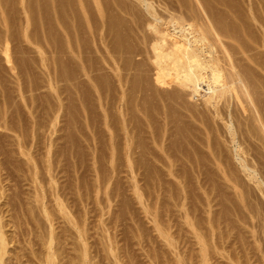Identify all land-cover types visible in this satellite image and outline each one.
<instances>
[{
  "label": "rangeland",
  "instance_id": "rangeland-1",
  "mask_svg": "<svg viewBox=\"0 0 264 264\" xmlns=\"http://www.w3.org/2000/svg\"><path fill=\"white\" fill-rule=\"evenodd\" d=\"M8 1V2H7ZM11 1V2H10ZM18 1V0H17ZM28 1V0H27ZM34 1V5L32 4V2ZM46 3H45V2ZM50 1V2H49ZM66 1V3H65ZM74 0H29L28 3H30L31 7H33V11L29 12V16H31L29 18V22L26 21V16L25 13H23L22 11V0L16 2L12 1V0H1L0 2V39L3 37V34L5 36L4 31H6V35L8 34L9 36L11 35L12 37L15 35L14 39L10 36V39H13V43L11 42L12 46H14L12 48L13 50V56L15 59V62L18 63V66L20 67L19 69V73H17L16 71H13L10 69V65H7L8 63L5 62L3 55L1 56L0 53V81H4L6 82V86L5 83L3 82V87L2 90L0 88V115L4 116L5 120H6V125L8 126V128H2L0 129V209H2V214L4 216V221L7 224L5 227L6 230V234L9 238V241L13 238L12 241L10 242V246L9 248L11 250H13L12 253L11 250L9 249V253L7 254L8 256L5 257L6 260H9V263L6 264H18L20 262V264H45L42 263L45 260V254H44V249L45 246V241H47V239H45V235L48 234L49 229L51 227H49V222L47 218V215L43 212L42 210V205L45 204L47 209H49V213L52 212L51 215V219L53 221V229L54 231L57 233H55V242H54V250L57 251V256H56V262L55 264H84L83 261V256H82V247L84 246V242L82 240V238L80 237L82 234V231L85 238V243L87 242V262L85 264H264V236L262 234H264V209H261L262 207H264V198L263 200L260 199L259 197V190H257V187L254 188V184L253 181H249L247 177L244 178V175L242 176L245 181L248 182L250 184V186L254 185L252 187V190L250 188V186L247 184L246 186L249 188L247 189L245 184H244V189L246 193L245 195V203H247V206L250 207V209L246 208L245 210H242L243 212L239 211L241 216H239V212L236 206V208H233L234 205L230 202H227L226 196H231L232 194H230L229 192L232 193V191H230L227 184L222 183L218 180L221 179L220 177L210 173L211 175H213L214 177H212L211 175L208 176V173H204L206 176V178L208 179L207 181L209 182L208 184L205 183V185H211V193L215 194V191L217 190L220 193V196L217 194H211V199H214L215 196L217 197V199L215 198L214 200H216V207L214 205V207L211 205V208L209 206V203H205L208 202L207 200V196L205 191H210L209 187L207 188L205 185L201 186V187H206L205 191L203 192L204 188L199 187L198 183L196 186H194L196 184H194V179H192L191 174L193 175V173L189 171V174H186L188 172L184 171L183 173H181V177H183L184 179H188L189 182L187 183L188 189L187 190V195L188 198L185 200L183 194H185V192L183 191V184H180L179 181L183 178L180 179L179 177L176 176H172V175H168L165 174L164 172L161 173L160 170H154V169H150L149 171L148 169L145 171H142V173H137V174H133L131 173V171H128L127 169H125L123 172L122 171H112V169L110 168V163H109V159L107 157L104 158L105 154V148H106V144L104 140H107L108 138H104L106 137V134L104 135V122H103V117H102V122H101V115L103 116V112L100 106H102L103 104V97L98 98L99 96H103L104 93L109 91V100H110V113H112L110 115V117L113 115V119L111 118V120L113 121L112 123H118V118L117 117V113L119 116V113H121V111H119V97L122 94L120 92L117 93V90L120 91L122 90L121 87H119V82L117 81V79H114L113 76H115L114 72H111L110 74H112V76H110L111 80H109V83L111 82V84L107 85V81L105 80L106 77L103 75L104 74V59L102 54L100 53L101 50L100 47L101 42H100V33L101 32V28L96 26L91 28H84V26L81 25V29L79 28V26H71L68 25H64L60 26L61 24L56 22L54 18L58 19V16H61L62 18L65 15V19L67 18L68 13H72L71 9H74V7H76V3L74 4L73 2ZM207 0H203V2L206 4ZM213 1V0H208L207 4H210L209 2ZM220 2V4L218 2ZM215 1L218 5H216V3H214V7H212V5H207V7L209 8H214L215 10H220V9H224L226 6L224 7H220L219 5H221V1L217 0ZM227 3H230L229 5H231L232 2H230L229 0H225ZM229 1V2H228ZM43 2V3H42ZM52 2L54 3H58L59 5H66L64 8L67 9V12H65V14L63 15L64 12H62L63 10V6L61 8H57L58 10L60 9L61 12L60 14L58 12H56L54 10L53 7H57L58 4H54L52 5ZM60 2V3H59ZM72 2V4H71ZM214 2V1H213ZM224 2V1H222ZM15 3V4H14ZM18 3V5H17ZM27 3V4H28ZM51 3V4H50ZM64 3V4H63ZM69 3V4H68ZM11 4V5H10ZM21 4V6H19ZM43 4V5H42ZM74 4V7L72 8ZM233 4V3H232ZM264 2L261 4L263 5ZM14 5V6H13ZM29 5V4H28ZM39 5V7L37 6ZM42 5V6H41ZM53 7H52V6ZM71 5V6H70ZM223 5V4H222ZM225 5V4H224ZM228 5V9L231 8ZM236 5V4H235ZM10 6V7H9ZM17 7L16 10H14V7ZM51 6V7H50ZM220 8H219V7ZM35 7H37L35 9ZM216 7V8H215ZM263 7V6H262ZM44 8V9H42ZM48 8V9H47ZM52 8V9H50ZM4 11L2 12L1 11ZM19 9V10H18ZM31 8H29L30 10ZM40 9V10H39ZM56 9V10H57ZM264 9V7L262 8ZM39 10V11H38ZM47 10V11H46ZM52 10V11H51ZM62 10V11H61ZM16 13H15V12ZM20 11V13H19ZM42 11V12H41ZM46 11V12H45ZM51 13H50V12ZM223 11V10H221ZM8 12V13H6ZM11 12V13H10ZM14 12V13H13ZM34 12V13H33ZM44 12V14H42ZM49 12V13H48ZM5 13V14H4ZM31 13V14H30ZM45 13H47V15H45ZM59 15H58V14ZM67 13V15H66ZM21 17H20V15ZM42 14V15H41ZM54 14H57L58 16H54ZM73 14V13H72ZM72 14L68 15V16H72ZM2 15V16H1ZM10 15L12 16V18L10 17ZM14 15V16H13ZM17 15V16H16ZM36 17H35V16ZM44 15V16H43ZM51 15V17H50ZM242 15V14H241ZM240 15V16H241ZM9 16V17H8ZM16 16V17H15ZM49 16V17H48ZM244 16V15H242ZM24 17V18H23ZM45 17V18H43ZM245 17V16H244ZM242 17V19L244 18ZM10 18V19H9ZM21 18V19H20ZM47 18L49 20H47ZM51 18V19H50ZM69 18V17H68ZM32 19V20H31ZM37 21H36V20ZM44 19V20H43ZM242 19H239V23L244 24L246 21V25L244 24L243 27H245L244 29L247 31H244V29H242L243 27L240 26V24L238 23V26H235V23H230L231 25L229 26L230 29H232L233 27H235L236 31H239V26L242 27L241 31L242 34L244 33V36H249L250 38L253 36V39L255 38L256 42H252L250 40L253 39H249V37L247 40L249 41H244L242 38V34H238L236 36H240L239 39L242 40L239 42V44L237 45H242L241 50L243 49V45H244V49L249 48V46H247L246 44L250 43L251 45H253L252 49L248 52L249 54H258L257 52H260V56L259 57V62L261 60V64H263L262 62H264V52L262 50H264V42H257V38H259L261 35L258 33L257 30H261V28L263 27H252L254 25L250 24V22H248V19L244 18L243 21H241ZM2 20V21H1ZM19 20V21H17ZM23 22H22V21ZM52 20V21H51ZM54 20V21H53ZM4 21V22H3ZM10 21V22H9ZM15 21V22H14ZM21 21V22H20ZM47 21V22H46ZM49 21V22H48ZM58 21V20H57ZM3 22V23H2ZM33 22V23H31ZM44 22V23H43ZM52 22V23H51ZM22 23V24H21ZM29 23V24H27ZM43 23V24H42ZM47 26H46V24ZM4 24V25H3ZM12 26H11V25ZM18 24V25H17ZM31 24V25H30ZM37 26V28H35V26ZM49 24V25H48ZM57 24V25H56ZM254 29L253 34L250 33V31L252 30L251 28L247 27L248 29H251L248 31V29L246 28V26H249ZM9 25V28L7 27ZM26 25H28V34L30 39H36L39 42L37 43L38 46L43 49L44 54L40 55L38 53V49H37V45L35 44H30V42L27 41V39L25 38V28ZM33 25V26H32ZM234 25V26H233ZM5 26V28H4ZM19 26V27H18ZM23 26V27H22ZM32 27V28H29ZM57 26V27H56ZM70 27L67 28V31H71L72 33L75 32V37L78 39V41H75L80 43L81 45V50H82V56L81 59L80 58H68L62 55L63 51L65 50V48H67L64 43L65 41H62L63 37V31L66 29L65 27ZM7 27V28H6ZM12 27V28H11ZM14 27V28H13ZM16 27V28H15ZM18 27V28H17ZM22 27V28H21ZM25 27V28H24ZM45 27V28H44ZM51 27V28H50ZM63 29H62V28ZM83 27V28H82ZM238 27V28H236ZM21 28V29H20ZM6 29V30H5ZM13 29V30H12ZM33 32H32V30ZM42 29V30H41ZM47 29V30H46ZM49 29V30H48ZM53 29V30H52ZM61 29V30H60ZM77 29V32H76ZM81 31H79V30ZM85 31H84V30ZM89 29V30H88ZM91 29V30H90ZM93 29H96L95 31ZM238 29V30H237ZM46 30V31H45ZM56 30V31H55ZM59 30V31H58ZM88 32H87V31ZM256 30V32H255ZM8 31V33H7ZM16 31V32H15ZM24 31V32H23ZM43 31V32H42ZM94 31V33H93ZM262 31V30H261ZM40 32V33H39ZM50 32V33H48ZM61 32V33H60ZM87 32V33H85ZM248 32L250 33L248 35ZM252 32V31H251ZM39 33V34H38ZM45 35H43V34ZM57 33V34H55ZM60 33V34H58ZM78 33V34H76ZM93 33V34H92ZM18 34V35H17ZM34 34H35V38H34ZM50 34V35H49ZM96 34V35H94ZM252 34V36H250ZM258 34V37H257ZM262 34V32H261ZM78 35V36H77ZM87 35V36H86ZM90 35V36H89ZM263 35V34H262ZM19 36V37H18ZM44 36V38H43ZM86 36V37H85ZM243 36V37H244ZM23 37V38H22ZM32 37V38H31ZM49 39V41H51V44L53 43V45H50L49 42H47L46 40ZM38 38V39H37ZM41 38V39H40ZM46 38V39H45ZM89 40H88V39ZM92 38V39H91ZM96 38V39H95ZM12 39L10 41H12ZM40 39V40H39ZM59 39V41H58ZM260 39V38H259ZM17 40V42H19V44L17 42H15ZM43 40V41H42ZM93 40V41H92ZM230 43H233L232 41L236 42L235 40H229ZM246 40V39H245ZM254 40V41H255ZM41 41V42H40ZM46 41V42H45ZM77 47V43H75ZM84 41V42H82ZM90 41V42H89ZM94 41H96L94 43ZM259 41V40H258ZM260 41H262V38L260 39ZM21 42V43H20ZM64 42V43H63ZM243 42V43H242ZM247 42V43H246ZM43 43V45H41ZM46 43V44H45ZM86 43V44H85ZM100 45H99V44ZM246 43V44H245ZM261 44L262 49H261V45H257V44ZM15 44V45H14ZM55 44V45H54ZM59 44V45H58ZM85 44V45H84ZM88 44V45H87ZM235 44V43H233ZM249 44V45H250ZM26 45V48H25ZM45 45V46H44ZM51 48H50V46ZM58 45V47H57ZM61 45V46H60ZM64 45V46H63ZM84 45V47H83ZM96 45V46H95ZM247 47H246V46ZM257 48H255V46ZM22 48H21V47ZM48 46V47H47ZM100 46V47H99ZM260 46V47H258ZM28 47V48H27ZM32 47L34 48V50H32ZM52 47L54 49L55 47V54H53L51 52ZM86 47V48H85ZM88 47V48H87ZM251 47V46H250ZM19 52H18V49ZM31 48V49H29ZM46 48V49H45ZM63 48V50H62ZM94 48V49H93ZM260 48V50H259ZM16 49V50H15ZM89 49V50H88ZM237 49V48H236ZM234 49L233 51L235 53L241 51V50H236ZM254 49V50H253ZM259 51H258V50ZM58 50V51H57ZM62 50V51H61ZM88 50V51H87ZM236 50V51H235ZM17 51V52H16ZM29 51V52H28ZM90 51V52H89ZM255 51V52H254ZM257 51V52H256ZM25 52V53H24ZM35 52V53H34ZM89 52V53H88ZM96 52V53H94ZM97 52H99L101 55H99ZM233 52V53H234ZM16 53V54H15ZM30 53V54H29ZM34 53V54H33ZM37 53V54H36ZM52 53V54H51ZM87 53V54H85ZM235 57L238 59L239 53L235 54ZM242 51L240 52V56L241 58H243V61H237V63L239 62V64H241V68L245 70L246 67H242V65L244 66L245 63H247L248 61L247 58L245 60V53H242L245 57H243V55L241 54ZM19 54V55H18ZM57 54V55H56ZM60 54V55H59ZM128 54V53H127ZM263 54V57H262ZM31 55V56H30ZM36 55V56H35ZM59 55V56H58ZM49 56L51 58H49ZM54 56H55V60H54ZM58 56V57H57ZM126 56V54H125ZM21 57V58H20ZM37 57V58H36ZM41 57V58H40ZM63 57V58H62ZM85 57V58H84ZM130 54H128V56H126V58H129ZM29 61H28V59ZM31 58V59H30ZM47 58V59H46ZM57 58V59H56ZM100 58V59H99ZM124 58L123 55V60L125 61V63L127 64V62L129 63V59ZM23 59V60H22ZM71 59V61H70ZM79 59V60H78ZM84 59V60H83ZM88 61H87V60ZM103 59V61H102ZM257 59V58H256ZM4 60V61H3ZM40 60V61H39ZM48 60V61H47ZM73 60V62H72ZM78 60V61H76ZM81 60V61H80ZM241 60V59H240ZM245 60V63H243ZM2 61V62H1ZM25 61V63H24ZM47 61V62H46ZM86 61V62H85ZM78 62V65H77ZM82 62V64H81ZM85 62V63H84ZM103 62V63H102ZM241 62V63H240ZM252 61H249V63H251ZM16 63V64H17ZM45 63V64H44ZM52 63V64H51ZM254 64V62H252ZM251 63V64H252ZM50 64V66H49ZM72 64V65H71ZM86 64V65H85ZM101 64V65H100ZM104 64V65H103ZM252 64V65H253ZM23 67H22V66ZM27 65V66H26ZM33 67H32V66ZM59 65V66H58ZM84 65V66H83ZM35 66V67H34ZM37 66V67H36ZM45 66V67H44ZM56 66V67H55ZM64 66V67H63ZM75 66V67H74ZM103 66V67H102ZM245 66H247L245 64ZM254 66V65H253ZM6 67V68H5ZM9 67V68H8ZM22 67V68H21ZM63 67V68H62ZM72 67V68H71ZM85 67V68H84ZM87 67V70H86ZM248 67V66H247ZM254 67H258L257 69H255V72H258V74H254L253 75L256 77L257 81H253L254 83L253 85V93H254V97L257 95L260 99H262L261 103L264 104V70L263 67L261 68V66L259 67L258 65L254 66ZM253 67V68H254ZM61 68V69H60ZM79 68V69H78ZM81 68V69H80ZM83 68L85 70H83ZM259 68H260V72H259ZM36 69V70H35ZM43 69V70H42ZM45 69V70H44ZM68 69L69 72H66ZM247 69V68H246ZM41 70V71H40ZM59 70V71H58ZM66 70V71H65ZM249 70V69H248ZM253 70V69H252ZM4 71V72H2ZM7 71V72H6ZM25 71V72H24ZM37 73H36V72ZM40 71V72H39ZM49 71V72H48ZM64 71V72H63ZM82 71V73H80ZM106 71V70H105ZM32 72V73H31ZM59 72V73H58ZM66 72V73H65ZM3 73V74H2ZM13 73V74H11ZM23 73V74H22ZM28 73V74H27ZM69 75H68V74ZM76 73V74H75ZM80 73V74H79ZM87 74L86 75H84ZM124 73V72H123ZM262 73V74H259ZM19 74V75H18ZM46 74V75H43ZM49 74V75H48ZM53 74V75H52ZM12 75V76H11ZM41 75V76H40ZM52 75V76H50ZM77 78H76V76ZM106 75V74H105ZM261 75V77H260ZM4 76V77H3ZM15 76V77H14ZM19 76V77H18ZM43 76V77H42ZM61 80H60V77ZM79 76V77H78ZM97 76V77H96ZM99 76V77H98ZM103 76V78H102ZM254 76L251 77L252 80L254 79ZM14 77V78H13ZM47 77V78H46ZM52 77V78H51ZM58 77V78H57ZM69 77H71L70 79H68ZM92 77V78H91ZM51 78V80H50ZM88 78V79H87ZM116 78V77H115ZM261 78V79H259ZM22 79V80H21ZM36 79V80H35ZM41 79V80H40ZM43 79V80H42ZM54 79V80H53ZM63 79V80H62ZM84 79V80H83ZM260 82H259V80ZM12 80V81H11ZM13 80H18L17 82H15ZM35 80V82H34ZM38 80V81H37ZM48 80V81H47ZM92 82H90V81ZM103 80V81H102ZM114 80V81H113ZM9 81V82H8ZM53 81V82H52ZM95 81V82H94ZM98 81V82H97ZM105 81V82H104ZM102 82V83H101ZM21 83V84H20ZM39 83V84H38ZM68 83V84H67ZM77 83V84H75ZM94 86H92L91 84ZM98 83V84H97ZM106 83V84H104ZM119 83V84H118ZM259 84V87L257 85L258 88H255L256 85ZM19 84V86H17ZM79 84V85H78ZM84 84V85H83ZM8 85V86H7ZM16 85V86H15ZM78 85V86H77ZM88 85V87L86 88V86ZM255 85V86H254ZM263 85V86H262ZM22 86V87H21ZM53 86V87H52ZM91 86V87H90ZM105 86V89H103ZM109 87V89H106ZM121 86V85H120ZM8 87V88H7ZM14 87V88H13ZM75 87V88H74ZM116 87L118 89H116ZM20 90H18V89ZM94 88V89H93ZM6 89V90H5ZM9 89V90H8ZM11 89V91H10ZM78 89V90H76ZM256 89V90H255ZM262 89V91H261ZM16 90V91H15ZM97 90V91H95ZM101 90H105L102 91ZM114 90V91H113ZM116 90V91H115ZM255 90V92H254ZM258 90V91H257ZM22 91V92H21ZM2 92V93H1ZM100 92V93H99ZM79 93V94H78ZM260 93V94H259ZM6 94V98L3 96ZM77 94V95H76ZM102 94V95H99ZM111 94V95H110ZM113 94V95H112ZM119 94V95H118ZM262 94V95H261ZM79 95V96H78ZM118 95V97H117ZM80 97V98H77ZM98 96V97H97ZM261 96V97H260ZM117 97L118 100L115 98ZM77 98V99H76ZM114 98V99H113ZM257 97H255L256 99ZM7 99V100H6ZM79 99V100H78ZM85 99V100H84ZM118 101H116V100ZM126 99V98H125ZM129 102L131 99V104L132 103V98L128 97ZM257 99V100H258ZM127 100V99H126ZM244 100V99H243ZM256 100V102H257ZM258 100V103L260 104V101ZM100 102V103H99ZM102 103V104H101ZM115 103H117V106L115 105ZM126 103L123 100V104ZM257 103V104H258ZM3 104V105H2ZM20 109L18 110V108H16V106ZM51 104V105H50ZM58 104V106L56 105ZM63 104V105H62ZM77 104V105H76ZM87 104V105H86ZM100 104V105H99ZM114 104V105H112ZM135 104V102H134ZM13 105V106H12ZM43 105V106H42ZM50 105V106H49ZM66 105V106H65ZM69 105H73L69 106ZM76 105V106H75ZM5 106V107H4ZM9 106H12L9 107ZM39 106V107H38ZM52 106V107H51ZM65 106V108H64ZM83 106V107H82ZM89 106V107H88ZM264 106V105H262ZM43 107V108H42ZM55 107V108H54ZM60 107V109H59ZM72 107V108H71ZM81 107V108H79ZM118 107V108H115ZM4 108V110H2ZM16 108V109H15ZM58 108V109H57ZM68 108V109H67ZM89 108V109H88ZM46 109V110H45ZM49 109V110H47ZM53 109L55 112L53 113ZM74 110V111H71ZM87 109V110H86ZM96 109V110H95ZM100 112H99V110ZM12 111L10 113V111ZM17 110V111H16ZM46 112H45V111ZM58 113H57V111ZM62 110H64L62 112ZM67 110V111H66ZM115 110L119 111L116 112ZM48 111H50L49 113H47ZM77 111V112H76ZM113 111V112H112ZM62 112V113H61ZM66 112V113H65ZM72 112V113H71ZM79 112V113H78ZM84 112V113H83ZM88 114H87V113ZM91 112V113H90ZM4 113V114H3ZM39 113V114H38ZM42 113V114H41ZM64 113V114H63ZM69 113V114H68ZM71 113V114H70ZM21 116H20V115ZM47 114V115H46ZM49 114V115H48ZM52 114V115H51ZM57 114V115H56ZM59 114V115H58ZM95 114V115H94ZM15 115V116H14ZM67 115V116H66ZM70 115V116H68ZM79 115V116H78ZM116 115V116H115ZM121 115V114H120ZM135 116V113L132 114L131 116ZM2 116H0V121H2L1 118H3ZM7 116V117H6ZM19 116V118H17ZM47 116V117H46ZM51 116V117H50ZM59 116V117H58ZM73 116V117H72ZM122 116V115H121ZM132 117L133 121L135 123L140 122V120H136L137 117ZM37 117V118H34ZM41 117V118H40ZM50 117V118H48ZM53 117V118H52ZM57 117V118H55ZM68 117V118H67ZM75 117V119H74ZM83 117V118H81ZM90 117V119H89ZM117 117V118H116ZM129 118L130 115L128 116ZM11 118V119H10ZM40 118V119H39ZM59 118V119H58ZM77 118V119H76ZM88 120H87V119ZM115 118V119H114ZM20 119V120H19ZM35 119V120H34ZM72 122H71V120ZM74 119V121H73ZM123 118L121 117V121L120 123L123 124ZM9 120V121H8ZM33 120V121H32ZM39 120V121H38ZM41 120V121H40ZM51 122H49V121ZM58 120V121H57ZM78 120V122L76 121ZM81 120V121H80ZM85 120V121H84ZM12 121V122H11ZM17 121V122H16ZM30 121V122H29ZM66 121V122H65ZM67 121H69L67 123ZM22 122V123H21ZM34 122V123H33ZM44 124H43V123ZM49 122V124H48ZM71 122V125L69 124ZM77 122V123H76ZM18 125H17V124ZM21 123V124H20ZM53 123V124H52ZM81 123V124H80ZM86 123V124H85ZM92 123V124H91ZM14 124V125H13ZM28 124V125H27ZM36 126H35V125ZM52 124V125H51ZM88 124V125H87ZM90 124V125H89ZM114 125L115 127V132H116V137L119 136V132H121L122 135H124V130H122V127L124 125ZM11 127H10V126ZM13 125V126H12ZM24 125V126H23ZM33 125V126H32ZM49 125V126H48ZM74 125V126H73ZM121 125V126H120ZM19 126V127H18ZM41 128H40V127ZM43 126V127H42ZM55 126V127H54ZM76 126V127H75ZM92 126V127H91ZM102 126L104 127V129H102ZM117 126H118V131H117ZM120 126V127H119ZM15 130H14V128ZM22 127V128H21ZM25 127V128H24ZM34 127V128H33ZM37 127V129H36ZM81 129H80V128ZM91 127V128H90ZM17 128V129H16ZM33 130H32V129ZM48 128V129H47ZM54 128V129H53ZM93 128V129H92ZM11 129V130H10ZM25 129V131H23ZM41 129V130H39ZM47 129V130H46ZM80 129V130H79ZM89 129V130H88ZM93 131H92V130ZM29 130V131H27ZM46 130V131H45ZM78 130V131H77ZM84 130V131H82ZM100 130V131H99ZM7 131V132H6ZM11 131V132H10ZM14 131V132H13ZM38 131V132H37ZM45 131V132H43ZM53 131V133H52ZM90 131V132H89ZM6 134H5V133ZM42 132V133H41ZM95 133L92 134V133ZM99 132V133H98ZM101 132V133H100ZM103 132V133H102ZM123 132V133H122ZM9 133V134H8ZM31 133V134H30ZM36 133V135H35ZM51 133V134H50ZM91 133V134H90ZM118 133V135H117ZM39 134V135H38ZM100 134V135H99ZM102 134V135H101ZM120 134V136H122ZM6 135V136H5ZM12 135V136H11ZM34 135V136H33ZM38 135V137H37ZM46 135V136H44ZM51 135V136H50ZM53 135V136H52ZM61 135V136H60ZM93 135V137H92ZM97 135V136H96ZM5 136V137H3ZM36 136V137H35ZM42 136V137H41ZM96 136V137H94ZM104 136V137H103ZM48 137V138H47ZM102 137V138H101ZM124 137V136H122ZM47 139V140H46ZM50 139V141H49ZM93 139V140H92ZM123 141L125 142V138H120L118 137L116 141ZM54 140V141H53ZM142 142H144V138L143 140L140 139ZM65 141V142H64ZM121 141L119 142L123 147L124 144L121 143ZM140 141V142H141ZM149 141V139H148ZM53 142V143H52ZM64 142V143H63ZM98 142V143H97ZM104 142V143H103ZM141 142V143H142ZM151 142V141H150ZM2 143V144H1ZM61 143V144H60ZM67 146H66V145ZM87 144V145H86ZM98 144V145H96ZM105 144V145H104ZM144 146L147 144L142 143V146ZM150 144V143H149ZM51 147H50V146ZM63 145V146H62ZM95 145V146H94ZM101 145V147H100ZM120 145V146H121ZM53 146V147H52ZM103 146H105L103 148ZM147 147L149 146L148 144L146 145ZM145 146V147H146ZM59 147V148H57ZM68 147V148H67ZM92 147V150H91ZM100 149V153L97 151ZM104 149V153H103V149ZM64 149V150H63ZM69 149V150H67ZM90 149V150H89ZM97 149V150H96ZM120 149L122 150V148L120 147ZM95 150V151H94ZM25 151V153H24ZM48 151V152H47ZM54 151V152H53ZM27 152V153H26ZM51 152V153H50ZM54 154H53V153ZM69 152V153H68ZM29 153V154H28ZM99 153V154H98ZM103 153V154H102ZM251 153L254 154L253 151H250L249 157L250 160L252 159L251 157ZM102 154V155H101ZM26 155V156H25ZM94 155V156H93ZM93 156V157H92ZM99 156V157H98ZM30 161H29V158ZM48 157V159H47ZM53 157V158H52ZM92 157V158H91ZM98 157V158H97ZM120 157V156H119ZM107 158V159H106ZM100 163H98V160ZM102 159V160H101ZM105 159V160H104ZM4 160V162H3ZM32 160V161H31ZM48 160V161H46ZM123 160V159H122ZM253 160V159H252ZM50 161V162H49ZM108 161V162H107ZM121 161V159L118 160V163ZM3 162V163H2ZM55 164H54V163ZM97 162V163H95ZM125 160L121 161L120 164L124 163ZM48 163V164H47ZM67 163V164H66ZM106 163V164H105ZM109 163V164H108ZM29 164V165H28ZM262 164V163H261ZM259 163V165H261ZM32 165V166H31ZM95 165V166H93ZM108 165V166H107ZM30 166V167H29ZM54 166V167H53ZM62 166V167H61ZM64 166V168H63ZM78 167L76 169V167ZM91 166V167H90ZM97 166V167H96ZM108 168H107V167ZM258 166V165H257ZM33 167V168H32ZM49 167V168H48ZM53 167V168H50ZM57 167H58V171H57ZM83 167V168H82ZM89 167V168H88ZM96 167V168H94ZM99 167V168H98ZM87 168V169H86ZM94 168V169H93ZM104 168V169H103ZM75 169V170H74ZM102 169V170H101ZM111 171H109V170ZM260 169V168H259ZM36 170V171H35ZM50 170V171H49ZM104 170V172H103ZM108 170V171H107ZM152 170V172H151ZM261 170V169H260ZM32 171V173H31ZM84 171V172H83ZM206 171V172H207ZM89 172V173H88ZM122 172V173H121ZM130 172V173H128ZM156 172V173H155ZM160 172V173H157ZM263 172V171H262ZM55 173V174H54ZM99 173V175H98ZM107 173V174H106ZM115 173V174H114ZM118 173V174H117ZM167 173V172H166ZM3 174V175H2ZM24 174V175H23ZM97 174V175H96ZM110 174V175H109ZM129 174V175H128ZM131 174V175H130ZM148 177H146L147 175ZM165 176H164V175ZM183 174V175H182ZM264 174L261 173L259 175V177H262V181H264ZM31 175V176H30ZM39 175V176H38ZM51 175V176H50ZM84 175V176H83ZM86 175V176H85ZM88 175V176H87ZM137 175V177H136ZM140 175H144V180L142 179V177H140ZM53 176V177H52ZM79 176V177H78ZM105 176V177H103ZM115 176V177H113ZM117 176V177H116ZM130 176V177H129ZM164 178H163V177ZM173 178H171V177ZM189 176V177H188ZM194 176V175H193ZM217 178H216V177ZM51 177V178H50ZM56 177V178H55ZM102 177V178H101ZM110 177V178H109ZM113 177V178H112ZM125 177V178H124ZM132 177V178H131ZM152 177V178H151ZM159 177V178H158ZM168 177V178H167ZM170 177V179H169ZM177 179H176V178ZM214 179H211V178ZM58 178V180H57ZM101 178V180H100ZM107 178V179H106ZM109 178V179H108ZM112 178V179H111ZM121 178V180H120ZM123 178V180H122ZM129 178V179H128ZM137 178V179H136ZM148 178V179H147ZM155 178V179H154ZM175 178V179H174ZM179 178V180H178ZM211 180H210V179ZM215 178L218 182L215 181ZM247 178V179H246ZM38 179V180H37ZM53 179L54 182L53 183ZM96 182H95V180ZM106 179V180H105ZM119 179V180H118ZM132 179V181H131ZM134 179H136L134 181ZM150 179V180H149ZM153 179V180H152ZM173 179V180H172ZM192 179V180H191ZM78 180V181H77ZM84 180V181H83ZM105 180V181H104ZM125 180V182H124ZM140 180V181H139ZM142 180V181H141ZM155 180V181H154ZM161 180V181H160ZM167 180V181H166ZM172 180V181H170ZM177 180V182L175 183V181ZM185 180V181H188ZM191 180V185L189 184ZM36 181V182H35ZM108 181V182H107ZM120 181V182H119ZM145 181V182H144ZM150 181V182H149ZM184 181V183H185ZM222 181V180H221ZM41 182V183H40ZM79 182V183H78ZM83 182V183H80ZM87 182V183H86ZM134 182V183H133ZM136 182H138V184H141L140 186H137L138 191L136 189ZM146 183V186L144 183ZM152 182V183H151ZM164 182V183H163ZM167 182V184H166ZM169 182V184H168ZM173 182V183H172ZM36 183V184H35ZM65 183V184H64ZM99 183V184H97ZM104 183V185L102 184ZM127 183L129 185H127ZM147 183L149 185V187L147 186ZM81 184V185H80ZM84 184V185H83ZM108 186H107V185ZM135 184V185H134ZM153 186H151V185ZM155 184V185H154ZM164 186H163V185ZM217 186H216V185ZM227 186H224V185ZM57 185V186H56ZM70 185V186H68ZM76 185V186H75ZM94 185V186H93ZM99 185V186H98ZM102 185V186H100ZM133 185V186H132ZM159 185V186H158ZM181 185V187H180ZM216 188H214L215 186ZM36 186H38L36 188ZM40 186V187H39ZM98 186V187H97ZM151 186V187H150ZM163 186V187H162ZM191 186V187H190ZM198 186V188H197ZM213 186V187H212ZM226 187V189L222 190V188L220 187ZM6 187V188H5ZM45 187V188H44ZM64 187V188H63ZM89 187V189H88ZM103 187V188H102ZM147 187V188H146ZM156 187V188H154ZM170 187V188H169ZM172 187V189H171ZM174 187V189H173ZM227 187L229 189H227ZM264 187V186H263ZM102 188V189H100ZM134 188V189H132ZM153 190H152V189ZM160 188V189H159ZM218 188V189H217ZM37 189V190H36ZM53 189V190H52ZM64 189V190H63ZM84 189V190H83ZM98 189V190H97ZM168 189V190H167ZM171 191H170V190ZM197 189V190H196ZM243 189V190H244ZM251 189V190H250ZM2 190V191H1ZM63 190V191H61ZM66 190V191H65ZM137 194H136V192ZM141 190V191H140ZM156 190V191H155ZM164 190V191H163ZM168 193H166V191ZM180 190V191H179ZM214 192H213V191ZM228 190V191H226ZM5 191V192H4ZM34 191V192H33ZM40 191V193L38 192ZM48 191V192H47ZM99 193L97 194L96 193ZM100 191V192H99ZM140 191V192H139ZM161 191V192H160ZM175 193H174V192ZM202 191V192H201ZM216 191V193H218ZM252 191V192H251ZM256 193H253L255 192ZM67 192V193H66ZM164 192V193H163ZM228 194H227V193ZM249 192V193H248ZM3 193V194H2ZM26 193V194H25ZM53 193V194H52ZM74 193V194H73ZM82 193V194H81ZM140 193V194H139ZM174 193V195L172 194ZM204 193V194H203ZM258 193V194H257ZM5 194V195H4ZM59 194L61 196H59ZM64 196H63V195ZM67 194V195H66ZM78 194V195H77ZM84 194V195H83ZM142 194V195H141ZM179 194V195H178ZM196 194V195H195ZM225 194V195H224ZM254 194H257V197H254ZM3 195V196H2ZM59 196V200L58 201H62L65 202V206L67 208V211H65V215L64 212L62 213V211L60 210V207L57 203L58 201L56 200L57 197L54 196ZM82 195V196H81ZM97 195H99L97 197ZM140 195V197H139ZM166 195V197L164 196ZM179 199H178V197ZM214 195V197L212 196ZM261 195V194H260ZM7 199H4L5 197ZM19 196V197H18ZM36 196V197H35ZM79 196V197H78ZM87 196V197H86ZM144 196V198H143ZM161 196V197H160ZM182 196V198L180 197ZM205 196V197H204ZM64 197V198H63ZM139 197V199H138ZM156 197V198H155ZM160 197V198H158ZM213 197V198H212ZM220 197H224L223 199ZM259 197V200L257 199ZM36 198V199H35ZM68 198V199H67ZM205 198V199H204ZM249 198V199H248ZM254 198V200H253ZM13 199V201H12ZM31 199V200H30ZM34 199V201H33ZM98 201H97V200ZM175 199V200H174ZM184 199V200H183ZM192 199V200H191ZM256 199V201H255ZM8 202L6 203L5 202ZM37 200V201H36ZM78 200V201H77ZM178 200V202H177ZM211 201V204L213 203V201ZM225 200V201H223ZM261 200V201H260ZM33 203H32V202ZM190 201V202H189ZM194 201V202H193ZM218 201V202H217ZM220 201V202H219ZM222 201L224 204H222ZM249 203H248V202ZM260 201V202H259ZM263 201V202H262ZM29 202V203H28ZM35 202H38L35 203ZM144 202V203H143ZM177 202V203H176ZM199 202V203H198ZM252 202V203H251ZM257 202V203H256ZM5 203V204H4ZM23 203V204H22ZM42 203V204H41ZM54 203V204H53ZM84 203V204H83ZM88 203V204H87ZM219 203V205H218ZM256 203V204H254ZM25 204V205H24ZM31 206H30V205ZM41 207H40V205ZM71 204V206H70ZM76 204V205H75ZM180 204V205H179ZM184 204V205H183ZM190 204V205H189ZM193 204V205H192ZM201 204V205H200ZM207 204V205H206ZM251 204V205H250ZM261 204V206H259ZM38 205V206H37ZM43 205V207L45 206ZM58 205V206H57ZM88 205V206H87ZM196 205V206H195ZM206 205V206H205ZM222 205V206H221ZM233 205V206H232ZM250 205V206H249ZM2 206V207H1ZM11 206V207H10ZM35 208H34V207ZM69 206V207H68ZM73 206V207H72ZM185 206V207H184ZM187 206V207H186ZM224 206V207H223ZM252 206H254L252 208ZM256 206V207H255ZM27 207V208H26ZM30 207V208H29ZM33 207V208H32ZM39 207V208H38ZM57 207V208H56ZM72 207V208H71ZM77 207V208H76ZM183 207V208H182ZM194 207V208H193ZM196 207V208H195ZM213 207V208H212ZM229 207V208H227ZM232 207V208H231ZM5 208V209H4ZM7 208V209H6ZM9 208V209H8ZM70 208V209H69ZM85 208V209H84ZM188 208V209H187ZM191 208V209H190ZM198 208V209H197ZM241 208V207H240ZM33 209V211H32ZM36 209V210H35ZM53 209V211L51 210ZM73 209V210H72ZM186 209V210H185ZM205 209V210H204ZM227 209V210H226ZM230 209V210H229ZM237 209V212H236ZM255 209V210H254ZM259 211H258V210ZM6 210V211H5ZM25 210V211H24ZM31 210V211H30ZM76 210V211H75ZM78 210V211H77ZM198 210V212H197ZM215 210L217 211L216 213H218L217 215L215 214ZM252 210V211H250ZM262 210V211H261ZM30 211V212H29ZM36 211V212H35ZM39 211V212H38ZM42 211V212H41ZM57 211V212H54ZM71 211V213H70ZM90 211V212H89ZM171 211V212H170ZM184 211V212H183ZM204 213H203V212ZM212 211V213H211ZM214 211V212H213ZM248 211V212H246ZM261 213V215L257 212ZM9 212V213H8ZM87 212V213H86ZM192 212V213H191ZM234 212V213H233ZM245 212V213H244ZM253 214H252V213ZM256 212V213H254ZM8 213V214H7ZM25 213V214H24ZM39 213V214H38ZM42 213V214H41ZM59 215H58V214ZM61 213V214H60ZM174 213V214H173ZM194 213V214H193ZM196 213V214H195ZM211 213V214H210ZM219 213L221 215H219ZM248 213V214H246ZM7 214V216H6ZM72 214V217H70V215ZM80 216H78V215ZM182 214V215H181ZM207 214V215H206ZM235 214V215H232ZM252 214V215H251ZM263 214V215H262ZM9 215V216H8ZM38 215V217H37ZM40 215V216H39ZM67 215V216H66ZM77 215V216H76ZM89 215V216H88ZM173 215V217H175L174 220L173 217L171 216ZM186 215V217H185ZM215 215V216H212ZM251 215V216H250ZM254 215V216H253ZM29 216V217H28ZM59 216V217H58ZM62 216V217H61ZM65 216V217H63ZM171 216V217H170ZM220 216V217H219ZM231 216V217H230ZM237 216V217H236ZM249 216V217H248ZM258 216V217H257ZM263 218H262V217ZM42 217V218H41ZM58 217V218H56ZM75 217V219H74ZM87 217V218H86ZM199 217V218H198ZM210 217V219H209ZM212 217L214 218V220L216 219V221H214L212 219ZM223 217V218H222ZM227 217V218H226ZM233 217L236 219H233ZM240 217V218H239ZM252 217V218H251ZM260 217V218H259ZM38 218V219H37ZM56 218V219H55ZM71 218V220H70ZM85 218V219H83ZM188 218V219H186ZM192 218V219H191ZM257 218V219H256ZM10 221H8V220ZM55 219V220H54ZM63 219V221H62ZM73 219V220H72ZM112 219V220H111ZM158 219V220H157ZM168 219V220H167ZM172 219V220H171ZM223 219V220H222ZM227 219V220H226ZM231 219L233 221H231ZM249 219V220H248ZM67 220V221H66ZM77 220V222H76ZM197 220H199L198 222H196ZM209 222H208V221ZM213 220V221H212ZM217 220H220L217 221ZM228 222H226V221ZM240 220V221H238ZM252 220V222H251ZM258 220V221H257ZM260 220V222H259ZM42 221V222H41ZM62 221V222H61ZM74 223H71V222ZM81 221V222H80ZM171 221V222H170ZM192 223H191V222ZM195 223H194V222ZM246 221V222H245ZM249 221V222H248ZM9 225H8V223ZM46 225H45V223ZM85 222V223H84ZM87 222V223H86ZM190 222V223H189ZM219 222L220 224H223L220 227H217V230H219L220 232L217 231L216 235H213L212 233V227L214 226V223ZM253 224H251V223ZM256 222V223H255ZM263 222V224H262ZM36 223V224H35ZM40 223V224H39ZM64 223V224H63ZM71 223V225H70ZM79 223V225H78ZM167 223V224H166ZM197 223V224H196ZM200 223V224H199ZM217 223V224H219ZM227 223V224H226ZM244 223V224H243ZM249 223V224H248ZM12 224V225H11ZM75 224V225H74ZM77 224V227H75ZM87 224V225H86ZM165 224V225H164ZM171 224V225H170ZM204 224V226H203ZM41 227H38L40 226ZM157 225V226H156ZM160 225V226H159ZM207 225L209 226L207 228ZM227 225V226H226ZM232 225V226H231ZM246 225V226H245ZM249 225L250 228L249 229ZM34 226V228H33ZM36 226V227H35ZM57 226V227H56ZM86 227V229L84 227ZM196 226V227H195ZM202 226V227H201ZM217 226V225H216ZM219 226V225H218ZM223 226V228H221ZM236 226V227H235ZM252 226V227H251ZM258 228H257V227ZM262 226V227H260ZM45 227V228H44ZM55 227V228H54ZM66 227V228H64ZM81 230H79L80 228ZM108 227V228H107ZM172 227V228H171ZM195 227V228H194ZM200 227V228H199ZM227 227V228H226ZM256 227V228H255ZM7 228V229H6ZM48 228V229H47ZM160 228V229H159ZM180 228V229H179ZM197 228V229H196ZM205 228V230H204ZM207 228V229H206ZM219 228V229H218ZM229 228V229H228ZM243 228L244 229L243 231ZM248 228V229H247ZM254 228V229H253ZM262 228V229H261ZM107 231H106V230ZM162 229V230H161ZM171 229V230H170ZM194 229H196L194 231ZM203 229V230H202ZM209 229V230H208ZM223 229V230H222ZM226 229V231H224ZM228 229V230H227ZM236 229V230H234ZM253 229V230H252ZM8 230V231H7ZM48 230V231H47ZM72 230V231H71ZM75 230V231H74ZM164 230V231H163ZM201 230V231H200ZM211 230V231H210ZM250 230V231H248ZM40 231V232H39ZM58 231V232H57ZM74 231V232H73ZM80 233H79V232ZM88 231V232H87ZM168 231V232H166ZM177 231V232H176ZM210 231V232H209ZM222 231V232H221ZM232 231V233H231ZM261 231V232H260ZM13 232V233H11ZM64 232V233H63ZM76 232V234H75ZM108 232V233H107ZM171 232V233H170ZM175 232V233H174ZM196 232V233H195ZM201 234H200V233ZM225 232V233H224ZM228 232V233H227ZM250 232V233H249ZM255 232V233H254ZM31 233V234H30ZM36 233V234H35ZM38 233V234H37ZM46 233V234H45ZM63 233V234H62ZM170 233V234H169ZM211 233V234H210ZM222 234V236L220 234ZM235 233V234H234ZM252 233V235H251ZM259 233V234H257ZM12 234V235H11ZM35 234V235H34ZM43 234V235H42ZM79 234V235H78ZM81 234V235H80ZM109 237H107V235ZM164 234V235H163ZM169 234V235H168ZM172 234V235H171ZM176 234V235H175ZM229 234V235H228ZM232 234V235H231ZM242 234V235H241ZM14 235V236H13ZM42 235V236H41ZM60 235V236H59ZM63 235V236H62ZM75 235V236H74ZM106 235V236H105ZM162 235V236H161ZM168 235V236H167ZM175 235V237H174ZM199 235V236H198ZM207 237H206V236ZM219 235V236H218ZM237 235V236H236ZM251 235V236H250ZM257 235V236H256ZM47 236V235H46ZM78 236V237H77ZM88 236V237H87ZM167 236V237H166ZM202 236V238L200 237ZM228 236V238H227ZM233 236V237H232ZM242 236V237H240ZM254 238H253V237ZM12 237V238H11ZM35 237V238H34ZM39 237V238H38ZM44 237V238H43ZM63 237V238H62ZM115 237V238H114ZM197 237V238H196ZM209 237V238H208ZM211 237L213 238V240L211 239ZM217 237V238H216ZM222 237V238H219ZM226 237V238H225ZM262 237V238H261ZM65 238V239H64ZM72 238L74 240H72ZM88 238V239H87ZM106 238V239H105ZM232 240H231V239ZM247 238V239H246ZM39 239V240H38ZM70 239V240H68ZM112 239V240H111ZM217 239V240H216ZM253 241H251V240ZM263 239V240H262ZM32 240V241H31ZM37 240V241H35ZM42 240V241H41ZM78 240V241H77ZM82 240V241H81ZM110 240V241H109ZM173 240V241H172ZM176 240V241H175ZM215 240V241H214ZM224 240V241H223ZM246 240V242H245ZM57 241V242H56ZM67 241V242H66ZM69 241V242H68ZM73 241V243L71 242ZM76 241V242H75ZM113 241V242H112ZM117 243H116V242ZM169 241V242H168ZM201 243H200V242ZM204 241V242H203ZM210 241V242H209ZM227 241V242H226ZM230 241V242H229ZM248 241V242H247ZM256 241V242H255ZM260 241V242H258ZM71 242V243H70ZM90 242V243H89ZM173 242V243H172ZM199 242V243H198ZM206 244V245H204ZM209 242V243H208ZM219 242V244L217 243ZM221 242V243H220ZM238 242V243H237ZM244 242V243H243ZM254 244H253V243ZM258 242V243H257ZM263 242V243H262ZM32 243V244H31ZM47 243V242H46ZM112 247H111V244ZM175 243V244H174ZM212 243V244H211ZM107 244V246H106ZM118 244V245H117ZM174 244V245H173ZM217 244V246H216ZM222 244V245H221ZM226 244V245H225ZM244 244V245H243ZM256 244V245H255ZM65 245V246H62ZM91 245V246H90ZM167 245V246H166ZM219 245V246H218ZM224 245V246H223ZM255 245V246H254ZM262 245V246H261ZM31 246V247H30ZM60 248H59V247ZM62 246V247H61ZM77 249H76V247ZM174 248H173V247ZM177 248H176V247ZM208 248H207V247ZM221 246V247H220ZM238 246V247H236ZM258 246V247H257ZM57 247V249L55 248ZM73 247V248H72ZM99 247V249H98ZM111 247V248H110ZM211 247V248H210ZM220 247V249H218ZM224 247V248H223ZM235 247V248H234ZM246 249H245V248ZM250 247V248H249ZM257 247V250H256ZM13 248V249H12ZM24 248V249H23ZM65 248V249H64ZM199 248V249H198ZM202 248H204V252L202 250ZM234 248V249H233ZM242 248V249H241ZM259 248V249H258ZM31 249V250H30ZM34 249V250H33ZM39 249V250H37ZM42 249V251H41ZM79 249V250H78ZM99 251H98V250ZM115 249V250H112ZM117 249V250H116ZM223 249V250H222ZM225 249V250H224ZM227 249V250H226ZM263 249V250H262ZM18 250V251H17ZM37 250V251H36ZM76 250V251H75ZM234 250V251H233ZM237 252H236V251ZM253 250V251H252ZM16 251V252H15ZM23 251V252H21ZM33 251V252H32ZM63 251V252H62ZM98 251V252H97ZM101 251V252H100ZM114 251V253H113ZM207 251V252H206ZM230 251V252H229ZM248 251V252H247ZM252 251V252H251ZM33 254H32V253ZM35 252V253H34ZM47 252V251H45ZM60 252V253H59ZM73 252V254H72ZM80 252V253H79ZM201 252V253H200ZM206 252V253H205ZM210 252V253H209ZM237 254H236V253ZM256 252V253H255ZM23 253V255H21ZM30 253V254H29ZM41 253V254H40ZM70 253V254H69ZM78 253V254H77ZM114 255H113V254ZM178 253V254H177ZM213 253V254H212ZM217 255H216V254ZM222 253V254H221ZM230 253V254H229ZM239 253V254H238ZM247 253V254H245ZM250 253V254H249ZM261 253V254H260ZM263 253V254H262ZM16 254V255H15ZM20 254V256H19ZM32 254V255H31ZM37 254V255H36ZM72 254V255H71ZM101 254V255H100ZM111 254V255H110ZM118 256H117V255ZM203 254V255H202ZM236 254V255H235ZM260 254V255H259ZM15 255V257L13 256ZM42 255V256H41ZM60 255V256H59ZM66 255V256H65ZM78 255V256H77ZM113 255V256H112ZM208 255V256H207ZM222 255V256H221ZM229 255V256H228ZM255 255V256H254ZM63 256V257H62ZM70 256V257H69ZM82 256V257H81ZM179 256V257H178ZM207 256V257H206ZM212 256V258H211ZM216 256V257H215ZM221 256V257H220ZM235 256V257H234ZM261 256V257H259ZM13 259H10V258ZM20 257V258H19ZM39 257V258H38ZM72 257V258H71ZM80 257V258H79ZM241 262H240V259ZM243 257V258H241ZM9 258V259H8ZM23 258V260H22ZM42 258V259H41ZM71 258V259H70ZM110 258V259H108ZM116 260H115V259ZM204 258V259H203ZM208 260H207V259ZM210 258V259H209ZM228 258V259H227ZM247 258V260L245 259ZM252 258V259H250ZM256 258V259H255ZM18 259V260H15ZM21 259V260H20ZM74 259V260H73ZM77 259V260H76ZM80 259V260H79ZM114 259V260H113ZM119 261H118V260ZM202 259V260H201ZM255 262H254V260ZM261 259V261H260ZM263 259V261H262ZM15 260V261H13ZM60 260V261H59ZM82 260V261H81ZM220 260V261H219ZM232 260V261H231ZM234 260V261H233ZM250 260V262H249ZM258 260V261H256ZM42 261V262H41ZM79 261V262H78ZM113 261V262H112ZM209 261V262H208ZM239 261V262H238ZM245 261V262H244ZM8 262V261H6ZM11 262V263H10ZM117 262V263H116ZM205 262V263H204ZM261 262V263H260Z\"/></svg>",
  "mask_w": 264,
  "mask_h": 264
},
{
  "label": "bare ground",
  "instance_id": "bare-ground-1",
  "mask_svg": "<svg viewBox=\"0 0 264 264\" xmlns=\"http://www.w3.org/2000/svg\"><path fill=\"white\" fill-rule=\"evenodd\" d=\"M1 1V0H0ZM4 1V0H3ZM15 2V0H12ZM19 1V0H18ZM16 0V2H18ZM21 1V0H20ZM36 1V0H35ZM38 1V0H37ZM59 1V0H58ZM69 1V0H68ZM72 1V0H71ZM75 1V2H74ZM74 4L76 3V7H74V4L72 6V8L74 7V9L72 10V16H68L70 15L68 13H66L67 18L65 19V12H67V9L64 8L66 5H62L63 6V10L61 7V4L59 5L57 2L54 3L52 2V5L54 4H58V6L54 8V10L56 12L60 11V9L58 10L57 8H61L64 17L62 18L61 16H58L61 12H58L57 14H54V16H58L55 21L60 23V26L66 25L67 23L71 26H79V28L82 26H84V28H93V27H100L101 28V32L100 33V42H101V47L99 51H101L100 53L103 56L102 61L104 62V76L106 77V81H107V85L111 84V82L109 83V78H111L110 76H112V74H110L111 72L115 73L114 79H117V81L120 83L119 87H121L122 90L118 91L117 93L122 91L121 96L119 97L118 100V95L117 97H115L118 101H119V111H121V113H117V117L118 118V122L119 124L121 121V117L123 118V124L124 125L122 127V130H124V135L121 134V130L118 129L117 126V131L119 133L120 138H125V142L124 140L121 141L122 144H124V147L118 142L116 141L118 137H116V132H115V127L114 125H119L118 123H112L113 121L111 120V118L113 119V115L110 117V115L112 113H110V100H109V91L106 90V92H103L104 95L103 96H97L98 98L103 97V104L101 107L102 112H103V116L101 115V122H102V117H103V122H104V127L102 126V129H104V135L106 134V137L104 138H108L107 141L105 142L106 144V148H105V154L108 159H109V165L110 168L112 169V171L118 172V171H124L125 169H127L128 171H131V173L133 174H137V173H142V171H146L149 168L150 169H154V170H160L161 173H165V174H170L173 177H179L180 179L183 178L181 177V173H183L184 171L188 172L186 174H189L192 172L193 175L191 174L192 179H194V184L196 182V184L194 186L199 185L200 189L204 188L203 192L205 191L206 187L208 186L210 191H205L206 196H207V200L208 202L205 203H209V206L211 208V205L214 207L216 200H214L215 198L217 199V194L220 196V191L216 193L215 191V198L211 199V185H207L209 182L207 181L208 177L206 178L207 175H205L204 173H212L218 177H220L221 179H218L221 182V185L224 181L225 184L228 185L227 189H229L231 192H229L230 194H232L231 196H226L225 199H227V202H230L234 205L233 208H239L238 212L242 210H245L246 208L250 209V207L247 206V203H245V189H244V184L245 186L248 184L250 186L248 182L249 181H253V184L250 186V188L252 189V187L254 186L257 187V190H259L258 192H260L258 195L260 197L261 200H263L264 198V181H262V177H259V175L261 173L264 172V104L261 103L262 99H258L259 97L256 95L255 97H257L255 99L254 97V93H253V81H257L256 77L258 76H254L253 73L255 72V69H257L256 67H254L255 65L257 66H261V68L264 66V62H262L263 64H261V60L259 62V57L260 56V52L258 54H249L248 52H251L250 50L253 48L250 43H254L256 42L255 38L253 39V31L254 29L250 27V24L254 25L252 27L256 28V27H263L261 28V30H256L260 31V39L262 38V41H260L259 38H257V42L261 43L264 42V9H262L264 7V4L261 5L264 0H229L231 3V5H229L230 3H227L225 0H222L224 2H222L221 0V5H219L220 7H224L226 6L224 9H220V10H215L214 8H210V6L212 5V7H214V3H216L215 1L217 0H213L210 1V4L208 3V0L206 2L207 5H210L209 8L207 7V5L203 2V0H74ZM228 1V2H229ZM8 2V1H7ZM11 2V1H10ZM29 0H22V11L23 13H25L26 16V21L29 22V18L32 16H29V12L33 11V7H31L30 3H28ZM45 2V1H44ZM50 2V1H49ZM212 2V3H211ZM218 2V1H217ZM1 3V2H0ZM29 5H28V4ZM34 3V1L32 2V4ZM43 3V2H42ZM46 3V2H45ZM54 3V4H53ZM60 3V2H59ZM66 3V1H65ZM220 4V2H218ZM15 4V3H14ZM51 4V3H50ZM64 4V3H63ZM69 4V3H68ZM72 4V2H71ZM223 4V5H222ZM225 4V5H224ZM236 4V5H235ZM11 5V4H10ZM18 5V3H17ZM34 5V4H33ZM43 5V4H42ZM41 5V6H42ZM216 5H218L216 3ZM229 5V7L231 8H227ZM14 6V5H13ZM21 6V4L19 5ZM39 7V5H37ZM50 6V7H51ZM61 6V7H60ZM71 6V5H70ZM218 6V7H219ZM263 6V7H262ZM10 7V6H9ZM219 7V8H220ZM16 10V6L14 7ZM29 8H31L29 10ZM37 7H35L36 9ZM40 8V7H39ZM216 8V7H215ZM38 9V8H37ZM44 9V8H42ZM48 9V8H47ZM52 9V8H50ZM57 9V10H56ZM19 10V9H18ZM40 10V9H39ZM38 10V11H39ZM53 10V9H52ZM51 10V11H52ZM53 10V11H54ZM223 10V11H221ZM2 11V9H1ZM47 11V10H46ZM45 11V12H46ZM54 11V12H55ZM4 12V11H2ZM15 12V11H14ZM13 12V13H14ZM42 12V11H41ZM50 12V11H49ZM48 12V13H49ZM1 13V12H0ZM8 13V12H6ZM11 13V12H10ZM16 13V12H15ZM20 13V11H19ZM34 13V12H33ZM51 13V12H50ZM5 14V13H4ZM31 14V13H30ZM44 14V12L42 13ZM41 14V15H42ZM62 14V13H61ZM244 16H242V15ZM20 15V14H19ZM45 15H47V13H45ZM241 15V16H240ZM2 16V15H1ZM14 16V15H13ZM17 16V15H16ZM15 16V17H16ZM35 16V15H34ZM44 16V15H43ZM9 17V16H8ZM10 17L12 18V16L10 15ZM21 17V15H20ZM33 17V16H32ZM31 17V18H32ZM36 17V16H35ZM49 17V16H48ZM51 17V15H50ZM69 17V18H68ZM242 17L248 19V22H250L249 26H246L251 28L248 29L251 30L250 33H252L250 36H252L251 38L249 36H244V33L242 34V29H244L245 27L244 24L246 25V21L244 24L239 23V19H242ZM24 18V17H23ZM45 18V17H43ZM243 18V19H244ZM10 19V18H9ZM13 19V18H12ZM21 19V18H20ZM51 19V18H50ZM243 19L241 21H243ZM32 20V19H31ZM36 20V19H35ZM38 20V19H37ZM36 20V21H37ZM44 20V19H43ZM47 20H49L47 18ZM58 20V21H57ZM2 21V20H1ZM19 21V20H17ZM22 21V20H21ZM20 21V22H21ZM52 21V20H51ZM54 21V20H53ZM4 22V21H3ZM2 22V23H3ZM10 22V21H9ZM15 22V21H14ZM23 22V21H22ZM47 22V21H46ZM49 22V21H48ZM33 23V22H31ZM44 23V22H43ZM42 23V24H43ZM52 23V22H51ZM232 23H235V26H238V23L240 24L239 26V31L235 30V27H233L232 29H230V25ZM22 24V23H21ZM29 24V23H27ZM46 24V23H45ZM67 24V25H68ZM4 25V24H3ZM11 25V24H10ZM13 25V24H12ZM11 25V26H12ZM18 25V24H17ZM31 25V24H30ZM49 25V24H48ZM57 25V24H56ZM66 25V26H67ZM14 26V25H13ZM33 26V25H32ZM35 26V24H34ZM47 26V24H46ZM70 26V27H71ZM234 26V25H233ZM256 26V27H255ZM9 28V25L7 26ZM6 27V28H7ZM19 27V26H18ZM17 27V28H18ZM23 27V26H22ZM21 27V28H22ZM57 27V26H56ZM65 27V26H64ZM70 27H65L66 29L63 31V39L62 41H65L64 45L67 47L65 48V50L63 51L62 55L68 58H72V57H76V58H80L82 56V50L80 43H78V39L75 37V32L72 33V30L67 31V28ZM5 28V26H4ZM12 28V27H11ZM14 28V27H13ZM16 28V27H15ZM20 28V29H21ZM25 28V27H24ZM29 28H32L29 26ZM35 28H37V26H35ZM45 28V27H44ZM51 28V27H50ZM62 28V27H61ZM83 28V27H82ZM238 28V27H236ZM242 28V29H241ZM63 29V28H62ZM81 29V28H80ZM90 29V30H91ZM6 30V29H5ZM13 30V29H12ZM25 30V38L27 39L28 42H30V44H36L38 46V40H34V39H30L29 34H28V25H26ZM32 30V29H31ZM34 30V29H33ZM32 30V32H33ZM42 30V29H41ZM47 30V29H46ZM45 30V31H46ZM49 30V29H48ZM53 30V29H52ZM61 30V29H60ZM79 30V29H78ZM84 30V29H83ZM89 30V29H88ZM94 31L96 29H93ZM238 30V29H237ZM255 30V32H256ZM56 31V30H55ZM59 31V30H58ZM81 31V30H79ZM85 31V30H84ZM87 31V30H86ZM93 31V33H94ZM244 31H247L244 29ZM16 32V31H15ZM24 32V31H23ZM43 32V31H42ZM77 32V29H76ZM88 32V31H87ZM85 32V33H87ZM262 32V34H261ZM5 36L3 34V37L0 39V53L1 56L3 55L4 60L6 63H8L7 65H10V69L13 71H16L17 73H19V69L20 67L18 66V63L15 62V59L12 54L14 53L12 48L14 46H12L11 42L13 43V39L15 37V35L11 38L12 41H10V36L7 34L6 35V31H4ZM8 33V31H7ZM40 33V32H39ZM38 33V34H39ZM50 33V32H48ZM61 33V32H60ZM58 33V34H60ZM92 33V34H93ZM238 34H242V38L244 41H249L247 40L249 37V39H253L250 40L252 42H250L249 44L245 43L247 46H249V48H245L244 49V45H243V49L242 45H237L239 44V42L242 40L239 39L240 36H236ZM248 33V32H245ZM248 33V35L250 34ZM43 34V33H42ZM46 34V33H45ZM43 34V35H45ZM57 34V33H55ZM78 34V33H76ZM18 35V34H17ZM50 35V34H49ZM79 35V34H78ZM77 35V36H78ZM96 35V34H94ZM87 36V35H86ZM85 36V37H86ZM90 36V35H89ZM244 36V37H243ZM1 37V35H0ZM19 37V36H18ZM258 37V34H257ZM23 38V37H22ZM32 38V37H31ZM34 38H35V34H34ZM44 38V36H43ZM76 38V42L75 39ZM16 39V38H15ZM14 39V40H15ZM38 39V38H37ZM41 39V38H40ZM39 39V40H40ZM46 39V38H45ZM48 39V37H47ZM88 39V38H87ZM92 39V38H91ZM96 39V38H95ZM229 40H235L236 42L232 41L233 43H230ZM246 39V40H245ZM89 40V39H88ZM255 40V41H254ZM43 41V40H42ZM47 42L50 43V45H53V43L51 44V41L46 40ZM45 41V42H46ZM59 41V39H58ZM77 43V47L76 44H74V42ZM93 41V40H92ZM17 42V40L15 41ZM37 42V43H36ZM41 42V41H40ZM84 42V41H82ZM90 42V41H89ZM96 41H94L95 43ZM19 44V42H17ZM21 43V42H20ZM243 43V42H242ZM252 43V44H253ZM258 43V44H259ZM46 44V43H45ZM75 46H74V45ZM86 44V43H85ZM84 44V45H85ZM99 44V43H98ZM257 44V43H256ZM257 44V45H258ZM15 45V44H14ZM43 45V43L41 44ZM49 45V46H50ZM55 45V44H54ZM59 45V44H58ZM57 45V47H58ZM63 45V46H64ZM83 45V47H84ZM88 45V44H87ZM100 45V44H99ZM245 45V46H246ZM261 45V44H259ZM45 46V45H44ZM61 46V45H60ZM96 46V45H95ZM246 46V47H247ZM251 46V47H250ZM255 48L256 45H254ZM261 45V49H262ZM21 47V46H20ZM48 47V46H47ZM260 47V46H258ZM15 48V47H14ZM13 48V49H14ZM22 48V47H21ZM26 48V45H25ZM28 48V47H27ZM51 48V46H50ZM86 48V47H85ZM88 48V47H87ZM237 48V49H236ZM264 48V47H263ZM18 49V48H17ZM31 49V48H29ZM38 49V53L40 55L44 54L43 49L41 48V46L37 47ZM46 49V48H45ZM55 49V47H54ZM52 47L51 52L53 54H55V50ZM94 49V48H93ZM234 49L236 50H241L242 53H245L244 55L247 56L245 57L243 55V57H245V60L247 58L246 61H252L254 62V66L249 63V61L247 63H245V60L243 63H245L247 66L242 65V67H246L245 70L241 68V64H239V62L237 63L238 59L239 61H243V58L239 57L240 56V52L238 59L235 57L236 55H234ZM16 50V49H15ZM32 50H34V48L32 47ZM63 50V48H62ZM61 50V51H62ZM89 50V49H88ZM87 50V51H88ZM235 50V51H236ZM254 50V49H253ZM258 50V49H257ZM260 50V48H259ZM258 50V51H259ZM58 51V50H57ZM248 51V52H247ZM264 52V50H262ZM13 52V53H12ZM17 52V51H16ZM19 52V49H18ZM29 52V51H28ZM90 52V51H89ZM88 52V53H89ZM234 52V53H233ZM255 52V51H254ZM25 53V52H24ZM35 53V52H34ZM33 53V54H34ZM51 53V54H52ZM96 53V52H94ZM99 55H101L99 52H97ZM130 54L129 58H126V56H128V54ZM235 53V54H237ZM16 54V53H15ZM30 54V53H29ZM37 54V53H36ZM87 54V53H85ZM126 54V56H125ZM264 54V53H263ZM262 54V57H263ZM19 55V54H18ZM45 55V54H44ZM57 55V54H56ZM60 55V54H59ZM58 55V56H59ZM123 55L124 58L129 59V63L127 62V64L125 63V61L123 60ZM257 55V56H256ZM0 56V57H1ZM31 56V55H30ZM36 56V55H35ZM57 56V57H58ZM64 56V58H65ZM21 58V57H20ZM37 58V57H36ZM41 58V57H40ZM49 58H51L49 56ZM63 58V57H62ZM75 58V59H76ZM85 58V57H84ZM257 58V59H256ZM28 59V58H27ZM31 59V58H30ZM47 59V58H46ZM57 59V58H56ZM100 59V58H99ZM261 59V56H260ZM3 60V61H4ZM23 60V59H22ZM54 60H55V56H54ZM79 60V59H78ZM76 60V61H78ZM84 60V59H83ZM87 60V59H86ZM237 60V61H236ZM29 61V59H28ZM40 61V60H39ZM48 61V60H47ZM46 61V62H47ZM69 61V60H68ZM71 61V59H70ZM81 61V60H80ZM88 61V60H87ZM264 61V60H263ZM2 62V61H1ZM73 62V60H72ZM86 62V61H85ZM84 62V63H85ZM102 62V63H103ZM17 63V64H16ZM25 63V61H24ZM241 63V62H240ZM45 64V63H44ZM52 64V63H51ZM82 64V62H81ZM72 65V64H71ZM78 65V62H77ZM86 65V64H85ZM101 65V64H100ZM22 66V65H21ZM27 66V65H26ZM32 66V65H31ZM50 66V64H49ZM59 66V65H58ZM84 66V65H83ZM23 67V66H22ZM21 67V68H22ZM33 67V66H32ZM35 67V66H34ZM37 67V66H36ZM45 67V66H44ZM56 67V66H55ZM64 67V66H63ZM62 67V68H63ZM75 67V66H74ZM103 67V66H102ZM254 67V68H253ZM6 68V67H5ZM9 68V67H8ZM72 68V67H71ZM85 68V67H84ZM83 68V70H85ZM61 69V68H60ZM79 69V68H78ZM81 69V68H80ZM249 69V70H248ZM253 69V70H252ZM21 70V69H20ZM36 70V69H35ZM43 70V69H42ZM45 70V69H44ZM87 70V67H86ZM264 70V67L263 69ZM259 68V72L261 71ZM41 71V70H40ZM39 71V72H40ZM59 71V70H58ZM66 71V70H65ZM4 72V71H2ZM7 72V71H6ZM25 72V71H24ZM36 72V71H35ZM49 72V71H48ZM64 72V71H63ZM66 72H69L68 69ZM65 72V73H66ZM124 72V73H123ZM32 73V72H31ZM37 73V72H36ZM59 73V72H58ZM82 73V71L80 72ZM79 73V74H80ZM258 74V72H255L254 74ZM3 74V73H2ZM13 74V73H11ZM20 74V73H19ZM18 74V75H19ZM23 74V73H22ZM28 74V73H27ZM68 74V73H67ZM76 74V73H75ZM88 74V73H87ZM87 74L84 73V75L87 76ZM106 74V75H105ZM262 74V73H259ZM46 75V74H43ZM49 75V74H48ZM53 75V74H52ZM50 75V76H52ZM69 75V74H68ZM263 75V74H262ZM12 76V75H11ZM41 76V75H40ZM76 76V75H75ZM254 76L255 80H252L251 77ZM1 77V76H0ZM4 77V76H3ZM15 77V76H14ZM13 77V78H14ZM19 77V76H18ZM43 77V76H42ZM60 77V76H59ZM79 77V76H78ZM88 77V76H87ZM97 77V76H96ZM99 77V76H98ZM116 77V78H115ZM261 77V75H260ZM47 78V77H46ZM52 78V77H51ZM50 78V80H51ZM58 78V77H57ZM71 77H69L68 79H70ZM77 78V76H76ZM92 78V77H91ZM103 78V76H102ZM264 78V77H263ZM1 79V78H0ZM88 79V78H87ZM261 79V78H259ZM258 79V80H259ZM22 80V79H21ZM36 80V79H35ZM34 80V82H35ZM41 80V79H40ZM43 80V79H42ZM54 80V79H53ZM61 80V77H60ZM63 80V79H62ZM84 80V79H83ZM3 81V80H2ZM0 81V88L2 90L3 87V82ZM12 81V80H11ZM14 84L15 82H17L16 80H13ZM38 81V80H37ZM48 81V80H47ZM90 81V80H89ZM103 81V80H102ZM114 81V80H113ZM9 82V81H8ZM53 82V81H52ZM92 82V81H90ZM95 82V81H94ZM98 82V81H97ZM105 82V81H104ZM258 82V81H257ZM260 82V80H259ZM6 86V82H4ZM102 83V82H101ZM21 84V83H20ZM39 84V83H38ZM68 84V83H67ZM77 84V83H75ZM91 84V83H90ZM98 84V83H97ZM106 84V83H104ZM261 84V83H259ZM259 84L258 87H259ZM79 85V84H78ZM77 85V86H78ZM84 85V84H83ZM92 85V84H91ZM121 85V86H120ZM256 85V83H255ZM254 85V86H255ZM256 85L255 88H258ZM8 86V85H7ZM16 86V85H15ZM19 86V84L17 85ZM93 86V85H92ZM95 86V85H94ZM93 86V87H94ZM109 86V85H108ZM263 86V85H262ZM22 87V86H21ZM53 87V86H52ZM88 87V85L86 86V88ZM91 87V86H90ZM118 87V88H119ZM8 88V87H7ZM14 88V87H13ZM75 88V87H74ZM116 87V89H118ZM18 89V88H17ZM94 89V88H93ZM105 89V86L104 88ZM106 89H109V87ZM259 89V88H258ZM6 90V89H5ZM9 90V89H8ZM19 90V89H18ZM78 90V89H76ZM256 90V89H255ZM254 90V92H255ZM260 90V89H259ZM11 91V89H10ZM16 91V90H15ZM20 91V90H19ZM97 91V90H95ZM102 91L105 90H101ZM114 91V90H113ZM116 91V90H115ZM258 91V90H257ZM262 91V89H261ZM22 92V91H21ZM109 92V93H108ZM2 93V92H1ZM100 93V92H99ZM102 93V94H103ZM79 94V93H78ZM99 94V95H102ZM260 94V93H259ZM77 95V94H76ZM111 95V94H110ZM113 95V94H112ZM262 95V94H261ZM4 97L6 96L3 95ZM79 96V95H78ZM77 98H80L78 97ZM128 97L132 98V103L131 104V99L129 102ZM261 97V96H260ZM6 98V97H5ZM76 98V99H77ZM127 100H126V99ZM101 99V98H100ZM114 99V98H113ZM115 99V100H116ZM244 99V100H243ZM260 101V104L258 103V100ZM7 100V99H6ZM79 100V99H78ZM85 100V99H84ZM102 100V99H101ZM116 100V101H117ZM123 100L126 102L123 104ZM257 100V102H256ZM117 101V102H118ZM135 102V104H134ZM100 103V102H99ZM258 103V104H257ZM3 105V104H2ZM15 105V104H14ZM51 105V104H50ZM49 105V106H50ZM56 105V104H55ZM63 105V104H62ZM77 105V104H76ZM75 105V106H76ZM87 105V104H86ZM100 105V104H99ZM114 105V104H112ZM115 105L117 106V103H115ZM13 106V105H12ZM12 106H9L12 108ZM16 106V105H15ZM18 106V105H17ZM16 106V108H18ZM43 106V105H42ZM58 106V104L56 105ZM66 106V105H65ZM64 106V108H65ZM72 106L73 105H69ZM1 107V106H0ZM5 107V106H4ZM39 107V106H38ZM52 107V106H51ZM71 107V108H72ZM83 107V106H82ZM89 107V106H88ZM15 108V109H16ZM20 108V107H19ZM18 108V110H20ZM43 108V107H42ZM55 108V107H54ZM81 108V107H79ZM13 109V108H12ZM58 109V108H57ZM60 109V107H59ZM68 109V108H67ZM82 109V108H81ZM89 109V108H88ZM4 110V108L2 109ZM46 110V109H45ZM44 110V111H45ZM49 110V109H47ZM53 110V109H50ZM87 110V109H86ZM96 110V109H95ZM99 110V109H98ZM5 111V110H4ZM10 111V110H9ZM17 111V110H16ZM57 111V110H56ZM59 111V110H58ZM57 111V113H58ZM64 110H62L63 112ZM67 111V110H66ZM71 111H74L71 109ZM116 112H119L117 110H115ZM12 111H10L11 113ZM46 112V111H45ZM50 111H48L47 113H49ZM55 111L53 110V113ZM61 112V113H62ZM77 112V111H76ZM100 112V110H99ZM113 112V111H112ZM13 113V112H12ZM56 113V112H55ZM66 113V112H65ZM72 113V112H71ZM70 113V114H71ZM79 113V112H78ZM84 113V112H83ZM87 113V112H86ZM91 113V112H90ZM136 115L137 119L136 120H140V122L135 123L132 119L131 116L132 114ZM4 114V113H3ZM39 114V113H38ZM42 114V113H41ZM64 114V113H63ZM69 114V113H68ZM88 114V113H87ZM122 116H121V115ZM20 115V114H19ZM47 115V114H46ZM49 115V114H48ZM52 115V114H51ZM57 115V114H56ZM59 115V114H58ZM95 115V114H94ZM130 115L131 118H129L128 116ZM2 116V115H0ZM15 116V115H14ZM21 116V115H20ZM67 116V115H66ZM70 116V115H68ZM79 116V115H78ZM116 116V115H115ZM3 118L1 122L0 121V127L2 128H8V126L6 125V120L4 118V116H2ZM7 117V116H6ZM47 117V116H46ZM51 117V116H50ZM48 117V118H50ZM59 117V116H58ZM73 117V116H72ZM116 117V118H117ZM135 117V116H134ZM135 117V118H136ZM19 118V116L17 117ZM37 118V117H34ZM41 118V117H40ZM39 118V119H40ZM53 118V117H52ZM57 118V117H55ZM68 118V117H67ZM83 118V117H81ZM11 119V118H10ZM59 119V118H58ZM75 119V117H74ZM73 119V121H74ZM77 119V118H76ZM87 119V118H86ZM90 119V117H89ZM115 119V118H114ZM120 119V121H119ZM20 120V119H19ZM35 120V119H34ZM71 120V119H70ZM88 120V119H87ZM9 121V120H8ZM33 121V120H32ZM39 121V120H38ZM41 121V120H40ZM49 121V120H47ZM52 121V120H51ZM49 121V122H51ZM58 121V120H57ZM78 122V120H76ZM81 121V120H80ZM85 121V120H84ZM12 122V121H11ZM17 122V121H16ZM30 122V121H29ZM48 122V124H49ZM53 122V121H52ZM66 122V121H65ZM69 121H67L68 123ZM72 122V120H71ZM71 122L69 123L71 125ZM76 122V123H77ZM122 122V121H121ZM22 123V122H21ZM20 123V124H21ZM34 123V122H33ZM43 123V122H42ZM54 123V122H53ZM52 123V124H53ZM17 124V123H16ZM44 124V123H43ZM51 124V125H52ZM55 124V123H54ZM81 124V123H80ZM86 124V123H85ZM92 124V123H91ZM14 125V124H13ZM12 125V126H13ZM18 125V124H17ZM28 125V124H27ZM35 125V124H34ZM88 125V124H87ZM90 125V124H89ZM120 125V126H121ZM10 126V125H9ZM24 126V125H23ZM33 126V125H32ZM36 126V125H35ZM49 126V125H48ZM74 126V125H73ZM119 126V127H120ZM11 127V126H10ZM19 127V126H18ZM40 127V126H39ZM43 127V126H42ZM55 127V126H54ZM76 127V126H75ZM92 127V126H91ZM90 127V128H91ZM0 128V129H2ZM14 128V127H13ZM22 128V127H21ZM25 128V127H24ZM34 128V127H33ZM41 128V127H40ZM80 128V127H79ZM17 129V128H16ZM32 129V128H31ZM37 129V127H36ZM48 129V128H47ZM46 129V130H47ZM54 129V128H53ZM81 129V128H80ZM79 129V130H80ZM93 129V128H92ZM91 129V130H92ZM11 130V129H10ZM15 130V128H14ZM33 130V129H32ZM38 130V129H37ZM41 130V129H39ZM45 130V131H46ZM89 130V129H88ZM25 131V129L23 130ZM29 131V130H27ZM43 131V132H45ZM78 131V130H77ZM84 131V130H82ZM93 131V130H92ZM100 131V130H99ZM7 132V131H6ZM11 132V131H10ZM14 132V131H13ZM38 132V131H37ZM90 132V131H89ZM5 133V132H4ZM42 133V132H41ZM53 133V131H52ZM99 133V132H98ZM101 133V132H100ZM103 133V132H102ZM117 133V135H118ZM123 133V132H122ZM6 134V133H5ZM9 134V133H8ZM31 134V133H30ZM51 134V133H50ZM91 134V133H90ZM92 134L95 135V133L93 132ZM120 134L122 136H120ZM1 135V133H0ZM36 135V133H35ZM39 135V134H38ZM37 135V137H38ZM100 135V134H99ZM102 135V134H101ZM2 136V135H1ZM6 136V135H5ZM3 136V137H5ZM12 136V135H11ZM34 136V135H33ZM46 136V135H44ZM51 136V135H50ZM53 136V135H52ZM61 136V135H60ZM97 136V135H96ZM94 136V137H96ZM36 137V136H35ZM42 137V136H41ZM93 137V135H92ZM48 138V137H47ZM102 138V137H101ZM144 138V142H142L140 139L143 140ZM149 139V141H148ZM47 140V139H46ZM93 140V139H92ZM50 141V139H49ZM54 141V140H53ZM147 143L149 146L146 147L142 146V143ZM151 141V142H150ZM1 142V141H0ZM65 142V141H64ZM63 142V143H64ZM53 143V142H52ZM98 143V142H97ZM104 143V142H103ZM150 143V144H149ZM2 144V143H1ZM61 144V143H60ZM104 144V145H105ZM66 145V144H65ZM87 145V144H86ZM98 145V144H96ZM121 145V146H120ZM50 146V145H49ZM63 146V145H62ZM67 146V145H66ZM95 146V145H94ZM51 147V146H50ZM53 147V146H52ZM101 147V145H100ZM105 146H103L104 148ZM120 147L122 148V150L120 149ZM59 148V147H57ZM68 148V147H67ZM102 148V149H103ZM99 149V148H98ZM64 150V149H63ZM69 150V149H67ZM90 150V149H89ZM92 150V147H91ZM97 150V149H96ZM95 151V150H94ZM98 152L100 151L97 150ZM250 151H253L254 154L251 153V157L252 159L250 160L249 154ZM48 152V151H47ZM54 152V151H53ZM52 152V153H53ZM25 153V151H24ZM27 153V152H26ZM51 153V152H50ZM69 153V152H68ZM100 153V152H99ZM98 153V154H99ZM103 153H104V149H103ZM102 153V154H103ZM29 154V153H28ZM54 154V153H53ZM101 154V155H102ZM26 156V155H25ZM94 156V155H93ZM92 156V157H93ZM120 156V157H119ZM91 157V158H92ZM99 157V156H98ZM97 157V158H98ZM29 158V157H28ZM53 158V157H52ZM106 158V159H107ZM1 159V158H0ZM48 159V157H47ZM121 159V161L125 160V162L122 164H120V162L118 163V160ZM123 159V160H122ZM49 160V159H48ZM46 160V161H48ZM98 160V159H97ZM102 160V159H101ZM105 160V159H104ZM30 161V158H29ZM32 161V160H31ZM4 162V160H3ZM2 162V163H3ZM50 162V161H49ZM108 162V161H107ZM54 163V162H53ZM97 163V162H95ZM98 163L99 160H98ZM259 163L261 165H259ZM48 164V163H47ZM55 164V163H54ZM67 164V163H66ZM106 164V163H105ZM29 165V164H28ZM258 165V166H257ZM32 166V165H31ZM95 166V165H93ZM108 166V165H107ZM106 166V167H107ZM30 167V166H29ZM54 167V166H53ZM50 167V168H53ZM62 167V166H61ZM76 167V166H75ZM91 167V166H90ZM97 167V166H96ZM94 167V168H96ZM33 168V167H32ZM49 168V167H48ZM64 168V166H63ZM78 167H76L77 169ZM83 168V167H82ZM89 168V167H88ZM93 168V169H94ZM99 168V167H98ZM108 168V167H107ZM261 170H260V169ZM87 169V168H86ZM104 169V168H103ZM1 170V169H0ZM75 170V169H74ZM102 170V169H101ZM109 170V169H108ZM107 170V171H108ZM209 172H208V171ZM36 171V170H35ZM50 171V170H49ZM57 171H58V167H57ZM111 171V170H109ZM122 171V172H123ZM207 171V172H206ZM263 171V172H262ZM1 172V171H0ZM84 172V171H83ZM104 172V170H103ZM121 172V173H122ZM152 172V170H151ZM157 172V173H160ZM167 172V173H166ZM32 173V171H31ZM89 173V172H88ZM130 173V172H128ZM156 173V172H155ZM55 174V173H54ZM107 174V173H106ZM115 174V173H114ZM118 174V173H117ZM244 174V175H241ZM3 175V174H2ZM24 175V174H23ZM97 175V174H96ZM99 175V173H98ZM110 175V174H109ZM129 175V174H128ZM131 175V174H130ZM147 175V174H146ZM164 175V174H163ZM183 175V174H182ZM211 174H209L208 176H210ZM264 175V174H262ZM31 176V175H30ZM39 176V175H38ZM51 176V175H50ZM84 176V175H83ZM86 176V175H85ZM88 176V175H87ZM143 176V177H142ZM140 175V177H142V179L144 178V175ZM165 176V175H164ZM212 177H214L213 175H211ZM215 176V177H216ZM244 176L248 178L247 182L245 181V179L242 177ZM53 177V176H52ZM79 177V176H78ZM105 177V176H103ZM115 177V176H113ZM112 177V178H113ZM117 177V176H116ZM130 177V176H129ZM137 177V175H136ZM148 177V175L146 176ZM163 177V176H162ZM171 177V176H170ZM169 177V179H170ZM171 177V178H173ZM175 177V178H176ZM189 177V176H188ZM51 178V177H50ZM56 178V177H55ZM102 178V177H101ZM100 178V180H101ZM110 178V177H109ZM108 178V179H109ZM111 178V179H112ZM125 178V177H124ZM132 178V177H131ZM152 178V177H151ZM159 178V177H158ZM164 178V177H163ZM168 178V177H167ZM174 178V179H175ZM211 178V177H210ZM209 178V179H210ZM217 178V177H216ZM215 178V181L218 182ZM246 178V179H247ZM107 179V178H106ZM105 179V180H106ZM129 179V178H128ZM137 179V178H136ZM134 179V181L136 180ZM145 179V178H144ZM143 179V180H144ZM148 179V178H147ZM155 179V178H154ZM177 179V178H176ZM191 179V180H192ZM213 179V178H211ZM210 179V180H211ZM2 180V179H1ZM0 180V181H1ZM38 180V179H37ZM58 180V178H57ZM95 180V179H94ZM104 180V181H105ZM119 180V179H118ZM121 180V178H120ZM123 180V178H122ZM150 180V179H149ZM153 180V179H152ZM173 180V179H172ZM170 180V181H172ZM179 180V178H178ZM188 179H181L179 181L180 184H183V191L185 192V194H183L185 200L188 198V194H187V190L186 188H188L189 186L187 185L188 181H185ZM191 180H190V185H191ZM222 180V181H221ZM78 181V180H77ZM84 181V180H83ZM132 181V179H131ZM137 181V180H136ZM140 181V180H139ZM142 181V180H141ZM155 181V180H154ZM161 181V180H160ZM167 181V180H166ZM185 181V183H184ZM214 181V179H213ZM36 182V181H35ZM96 182V180H95ZM108 182V181H107ZM120 182V181H119ZM125 182V180H124ZM145 182V181H144ZM143 182V183H144ZM150 182V181H149ZM177 182V180L175 181V183ZM187 182V183H186ZM41 183V182H40ZM53 183L54 179H53ZM79 183V182H78ZM83 183V182H80ZM87 183V182H86ZM134 183V182H133ZM152 183V182H151ZM164 183V182H163ZM173 183V182H172ZM205 183H207L205 185ZM247 183V184H246ZM36 184V183H35ZM65 184V183H64ZM99 184V183H97ZM104 185V183H102ZM146 186V183H144ZM167 184V182H166ZM169 184V182H168ZM81 185V184H80ZM84 185V184H83ZM107 185V184H106ZM109 185V184H108ZM107 185V186H108ZM127 185H129L127 183ZM135 185V184H134ZM141 184H138V182H136V189L138 188L137 186H140ZM151 185V184H150ZM155 185V184H154ZM163 185V184H162ZM186 185L188 187H186ZM206 186V187H201V186ZM216 185V184H215ZM213 185V186H215ZM224 185V184H223ZM224 185V186H227ZM57 186V185H56ZM70 186V185H68ZM76 186V185H75ZM94 186V185H93ZM99 186V185H98ZM97 186V187H98ZM102 186V185H100ZM133 186V185H132ZM147 186L149 187L148 183ZM153 186V185H151ZM150 186V187H151ZM159 186V185H158ZM164 186V185H163ZM162 186V187H163ZM212 186V187H213ZM217 186V185H216ZM216 186L214 188H216ZM38 186H36L37 188ZM40 187V186H39ZM141 187V186H140ZM181 187V185H180ZM191 187V186H190ZM207 187V188H208ZM6 188V187H5ZM45 188V187H44ZM64 188V187H63ZM103 188V187H102ZM100 188V189H102ZM142 188V187H141ZM147 188V187H146ZM156 188V187H154ZM170 188V187H169ZM198 188V186H197ZM222 188V190L226 189V187H220ZM247 189H249L246 186ZM38 189V188H37ZM36 189V190H37ZM89 189V187H88ZM134 189V188H132ZM152 189V188H151ZM157 189V188H156ZM160 189V188H159ZM172 189V187H171ZM174 189V187H173ZM218 189V188H217ZM244 189V190H243ZM250 189V190H251ZM53 190V189H52ZM64 190V189H63ZM61 190V191H63ZM84 190V189H83ZM98 190V189H97ZM153 190V189H152ZM168 190V189H167ZM170 190V189H169ZM197 190V189H196ZM253 190V189H252ZM2 191V190H1ZM66 191V190H65ZM135 191V190H134ZM138 191V189H137ZM141 191V190H140ZM139 191V192H140ZM156 191V190H155ZM164 191V190H163ZM166 191V190H165ZM171 191V190H170ZM180 191V190H179ZM213 191V190H212ZM254 191V190H253ZM5 192V191H4ZM34 192V191H33ZM38 192V191H37ZM48 192V191H47ZM100 192V191H99ZM136 192V191H135ZM161 192V191H160ZM174 192V191H173ZM202 192V191H201ZM214 192V191H213ZM252 192V191H251ZM40 193V191L38 192ZM67 193V192H66ZM97 193V191H96ZM164 193V192H163ZM166 193H168L166 191ZM175 193V192H174ZM174 193H172L174 195ZM227 193V192H226ZM249 193V192H248ZM253 193H256L253 192ZM1 194V193H0ZM3 194V193H2ZM26 194V193H25ZM42 194V193H40ZM53 194V193H52ZM74 194V193H73ZM82 194V193H81ZM99 194V193H97ZM137 194V192H136ZM140 194V193H139ZM204 194V193H203ZM214 194V195H215ZM228 194V193H227ZM254 194V197H257ZM261 194V195H260ZM5 195V194H4ZM63 195V194H62ZM67 195V194H66ZM78 195V194H77ZM84 195V194H83ZM142 195V194H141ZM179 195V194H178ZM177 195V197H178ZM188 195V196H187ZM196 195V194H195ZM214 195H212L214 197ZM225 195V194H224ZM247 195V193H246ZM3 196V195H2ZM59 196H61L59 194ZM57 197L56 195L54 197H57L56 200L60 197ZM64 196V195H63ZM82 196V195H81ZM99 195H97L98 197ZM164 196V195H163ZM175 196V195H174ZM5 197V196H4ZM19 197V196H18ZM36 197V196H35ZM79 197V196H78ZM87 197V196H86ZM140 197V195H139ZM138 197V199H139ZM161 197V196H160ZM158 197V198H160ZM166 197V195L164 196ZM182 198V196H180ZM205 197V196H204ZM212 197V198H213ZM259 197L257 198L259 200ZM1 198V197H0ZM64 198V197H63ZM144 198V196H143ZM156 198V197H155ZM222 198V197H220ZM224 198V197H223ZM222 198V199H223ZM4 199H7L6 197ZM36 199V198H35ZM68 199V198H67ZM179 199V197H178ZM205 199V198H204ZM249 199V198H248ZM31 200V199H30ZM57 200V201H58ZM97 200V199H96ZM175 200V199H174ZM184 200V199H183ZM192 200V199H191ZM213 201V203L211 204V201ZM254 200V198H253ZM260 200V201H261ZM13 201V199H12ZM34 201V199H33ZM37 201V200H36ZM78 201V200H77ZM98 201V200H97ZM188 201V200H186ZM225 201V200H223ZM222 201V204H224ZM256 201V199H255ZM259 201V202H260ZM264 201V200H263ZM262 201V202H263ZM6 202V200H5ZM32 202V201H31ZM178 202V200H177ZM176 202V203H177ZM190 202V201H189ZM194 202V201H193ZM218 202V201H217ZM220 202V201H219ZM248 202V201H247ZM8 203V202H6ZM29 203V202H28ZM33 203V202H32ZM38 204V202H35ZM65 202L62 201H58V205L60 207V210L62 211V213L64 212L65 215V211H67V208L64 204ZM144 203V202H143ZM199 203V202H198ZM249 203V202H248ZM252 203V202H251ZM257 203V202H256ZM254 203V204H256ZM1 204V203H0ZM5 204V203H4ZM9 204V203H8ZM23 204V203H22ZM42 204V203H41ZM54 204V203H53ZM84 204V203H83ZM88 204V203H87ZM214 204V205H213ZM217 204V203H216ZM25 205V204H24ZM30 205V204H29ZM40 205V204H39ZM45 205V204H43ZM42 205V210L43 212L47 215L46 220L48 219L49 222V227H51L49 229L48 234L45 235V239H47V241H45V248L44 249V254H45V260L42 263L45 264H55L56 262V256H57V251L54 250V242H55V231L53 229V221H52V217L49 213V209H47L46 205L43 207ZM57 205V206H58ZM76 205V204H75ZM180 205V204H179ZM184 205V204H183ZM190 205V204H189ZM193 205V204H192ZM201 205V204H200ZM207 205V204H206ZM205 205V206H206ZM219 205V203H218ZM232 205V206H233ZM251 205V204H250ZM249 205V206H250ZM31 206V205H30ZM38 206V205H37ZM71 206V204H70ZM88 206V205H87ZM196 206V205H195ZM220 206V205H219ZM222 206V205H221ZM236 206V207H235ZM261 206V204L259 205ZM2 207V206H1ZM11 207V206H10ZM34 207V206H33ZM32 207V208H33ZM36 207V206H35ZM34 207V208H35ZM41 207V205H40ZM69 207V206H68ZM73 207V206H72ZM71 207V208H72ZM185 207V206H184ZM187 207V206H186ZM212 207V208H213ZM216 207V205H215ZM224 207V206H223ZM241 207V208H240ZM254 206H252L253 208ZM256 207V206H255ZM27 208V207H26ZM30 208V207H29ZM39 208V207H38ZM57 208V207H56ZM77 208V207H76ZM183 208V207H182ZM194 208V207H193ZM196 208V207H195ZM229 208V207H227ZM232 208V207H231ZM5 209V208H4ZM7 209V208H6ZM9 209V208H8ZM70 209V208H69ZM85 209V208H84ZM188 209V208H187ZM191 209V208H190ZM198 209V208H197ZM242 209V210H241ZM261 209H264V207H262ZM36 210V209H35ZM53 211V209H51ZM73 210V209H72ZM186 210V209H185ZM205 210V209H204ZM227 210V209H226ZM230 210V209H229ZM255 210V209H254ZM258 210V209H257ZM6 211V210H5ZM25 211V210H24ZM31 211V210H30ZM29 211V212H30ZM33 211V209H32ZM76 211V210H75ZM78 211V210H77ZM252 211V210H250ZM259 211V210H258ZM262 211V210H261ZM4 212V211H3ZM2 209H0V264H6L9 263V260H6L5 257L8 256L7 254L9 253V246H10V242L13 238L15 237H11L12 239L9 241V238L6 234V223L4 221V216ZM36 212V211H35ZM39 212V211H38ZM42 212V211H41ZM57 212V211H54ZM90 212V211H89ZM171 212V211H170ZM184 212V211H183ZM198 212V210H197ZM203 212V211H202ZM214 212V211H213ZM217 211L215 210V214L217 215L218 213H216ZM237 212V209H236ZM248 212V211H246ZM257 212V211H256ZM254 212V213H256ZM9 213V212H8ZM7 213V214H8ZM71 213V211H70ZM87 213V212H86ZM192 213V212H191ZM204 213V212H203ZM212 213V211H211ZM210 213V214H211ZM234 213V212H233ZM245 213V212H244ZM252 213V212H251ZM259 212H257L258 214ZM262 213V212H261ZM261 213H259L261 215ZM6 214V216H7ZM25 214V213H24ZM39 214V213H38ZM42 214V213H41ZM58 214V213H57ZM61 214V213H60ZM174 214V213H173ZM194 214V213H193ZM196 214V213H195ZM213 214V213H212ZM248 214V213H246ZM253 214V213H252ZM251 214V215H252ZM59 215V214H58ZM70 215V214H69ZM78 215V214H77ZM76 215V216H77ZM182 215V214H181ZM207 215V214H206ZM219 215H221L219 213ZM235 215V214H232ZM249 215V214H248ZM250 215V216H251ZM263 215V214H262ZM9 216V215H8ZM40 216V215H39ZM67 216V215H66ZM80 216V215H78ZM89 216V215H88ZM173 217V215H171ZM170 216V217H171ZM215 216V215H212ZM218 216V215H217ZM239 216H241L240 212H239ZM254 216V215H253ZM29 217V216H28ZM38 217V215H37ZM59 217V216H58ZM56 217V218H58ZM62 217V216H61ZM65 217V216H63ZM70 217H72V214L70 215ZM186 217V215H185ZM220 217V216H219ZM231 217V216H230ZM237 217V216H236ZM249 217V216H248ZM258 217V216H257ZM262 217V216H261ZM264 217V216H263ZM262 217V218H263ZM42 218V217H41ZM55 218V219H56ZM87 218V217H86ZM175 217H173L174 219ZM199 218V217H198ZM223 218V217H222ZM227 218V217H226ZM240 218V217H239ZM252 218V217H251ZM260 218V217H259ZM38 219V218H37ZM54 219V220H55ZM75 219V217H74ZM85 219V218H83ZM188 219V218H186ZM192 219V218H191ZM210 219V217H209ZM212 219L214 220V218L212 217ZM217 219V218H216ZM216 219L214 221H216ZM233 219H235L233 217ZM237 219V218H236ZM235 219V220H236ZM257 219V218H256ZM8 220V219H7ZM71 220V218H70ZM73 220V219H72ZM86 220V219H85ZM112 220V219H111ZM158 220V219H157ZM168 220V219H167ZM172 220V219H171ZM176 220V219H174ZM212 220V221H213ZM223 220V219H222ZM227 220V219H226ZM225 220V221H226ZM249 220V219H248ZM9 221V220H8ZM63 221V219H62ZM61 221V222H62ZM67 221V220H66ZM199 220H197L196 222H198ZM208 221V220H207ZM220 222V220H217ZM231 221H233L231 219ZM240 221V220H238ZM258 221V220H257ZM264 221V220H263ZM10 222V221H9ZM42 222V221H41ZM71 222V221H70ZM77 222V220H76ZM81 222V221H80ZM171 222V221H170ZM191 222V221H190ZM189 222V223H190ZM194 222V221H193ZM209 222V221H208ZM217 222V223H219ZM227 222V221H226ZM246 222V221H245ZM249 222V221H248ZM252 222V220H251ZM250 222V223H251ZM260 222V220H259ZM8 223V222H7ZM45 223V222H44ZM74 223V222H71ZM70 223V225H71ZM85 223V222H84ZM87 223V222H86ZM192 223V222H191ZM195 223V222H194ZM214 223V226L212 227V233L213 235H216L217 231L220 232L219 230H217V227H220L222 224H217ZM228 223V222H227ZM226 223V224H227ZM256 223V222H255ZM36 224V223H35ZM40 224V223H39ZM64 224V223H63ZM167 224V223H166ZM197 224V223H196ZM200 224V223H199ZM244 224V223H243ZM249 224V223H248ZM252 224V223H251ZM263 224V222H262ZM9 225V223H8ZM12 225V224H11ZM46 225V223H45ZM75 225V224H74ZM79 225V223H78ZM87 225V224H86ZM165 225V224H164ZM171 225V224H170ZM217 225V226H216ZM219 225V226H218ZM224 225V224H223ZM253 225V224H252ZM157 226V225H156ZM160 226V225H159ZM204 226V224H203ZM227 226V225H226ZM232 226V225H231ZM246 226V225H245ZM36 227V226H35ZM38 227H41L38 226ZM57 227V226H56ZM77 227V224L76 226ZM84 227V226H83ZM87 227V226H86ZM86 227H84L86 229ZM196 227V226H195ZM194 227V228H195ZM202 227V226H201ZM209 226L207 225V228ZM236 227V226H235ZM252 227V226H251ZM257 227V226H256ZM255 227V228H256ZM262 227V226H260ZM34 228V226H33ZM42 228V227H41ZM45 228V227H44ZM55 228V227H54ZM66 228V227H64ZM78 228V227H77ZM80 228V227H79ZM108 228V227H107ZM172 228V227H171ZM200 228V227H199ZM206 228V229H207ZM223 228V226L221 227ZM227 228V227H226ZM258 228V227H257ZM264 228V227H263ZM7 229V228H6ZM35 229V228H34ZM48 229V228H47ZM160 229V228H159ZM180 229V228H179ZM197 229V228H196ZM194 229V231L196 230ZM224 229V228H223ZM222 229V230H223ZM229 229V228H228ZM227 229V230H228ZM246 228H243V231ZM248 229V228H247ZM249 229L250 225H249ZM254 229V228H253ZM252 229V230H253ZM262 229V228H261ZM81 230V228L79 229ZM106 230V229H105ZM162 230V229H161ZM171 230V229H170ZM203 230V229H202ZM205 230V228H204ZM209 230V229H208ZM236 230V229H234ZM8 231V230H7ZM48 231V230H47ZM72 231V230H71ZM75 231V230H74ZM73 231V232H74ZM107 231V230H106ZM164 231V230H163ZM201 231V230H200ZM211 231V230H210ZM209 231V232H210ZM226 231V229L224 230ZM250 231V230H248ZM40 232V231H39ZM55 232V233H54ZM58 232V231H57ZM79 232V231H78ZM84 231H82V235L80 236L84 242V246L82 247V256H83V261L84 264L87 262V242L85 243V232L83 234ZM88 232V231H87ZM168 232V231H166ZM177 232V231H176ZM222 232V231H221ZM261 232V231H260ZM13 233V232H11ZM64 233V232H63ZM62 233V234H63ZM80 233V232H79ZM108 233V232H107ZM171 233V232H170ZM169 233V234H170ZM175 233V232H174ZM196 233V232H195ZM200 233V232H199ZM225 233V232H224ZM228 233V232H227ZM232 233V231H231ZM250 233V232H249ZM255 233V232H254ZM31 234V233H30ZM36 234V233H35ZM34 234V235H35ZM38 234V233H37ZM57 234V233H56ZM76 234V232H75ZM168 234V235H169ZM201 234V233H200ZM211 234V233H210ZM220 234V233H218ZM235 234V233H234ZM259 234V233H257ZM12 235V234H11ZM43 235V234H42ZM41 235V236H42ZM79 235V234H78ZM107 235V234H106ZM105 235V236H106ZM109 235V234H108ZM107 235V237H109ZM164 235V234H163ZM167 235V236H168ZM172 235V234H171ZM176 235V234H175ZM174 235V237H175ZM222 236V234H220ZM229 235V234H228ZM232 235V234H231ZM242 235V234H241ZM252 235V233H251ZM250 235V236H251ZM264 236V234H262ZM14 236V235H13ZM60 236V235H59ZM63 236V235H62ZM75 236V235H74ZM162 236V235H161ZM166 236V237H167ZM199 236V235H198ZM206 236V235H205ZM219 236V235H218ZM224 236V235H223ZM222 236V237H223ZM237 236V235H236ZM257 236V235H256ZM78 237V236H77ZM88 237V236H87ZM202 238V236H200ZM207 237V236H206ZM219 237V238H222ZM233 237V236H232ZM242 237V236H240ZM253 237V236H252ZM35 238V237H34ZM39 238V237H38ZM44 238V237H43ZM63 238V237H62ZM115 238V237H114ZM197 238V237H196ZM209 238V237H208ZM217 238V237H216ZM226 238V237H225ZM228 238V236H227ZM254 238V237H253ZM262 238V237H261ZM65 239V238H64ZM88 239V238H87ZM106 239V238H105ZM211 239L213 240V238L211 237ZM231 239V238H230ZM247 239V238H246ZM39 240V239H38ZM70 240V239H68ZM72 240H74L72 238ZM81 240V241H82ZM112 240V239H111ZM217 240V239H216ZM232 240V239H231ZM251 240V239H250ZM263 240V239H262ZM14 241V240H12ZM32 241V240H31ZM37 241V240H35ZM42 241V240H41ZM78 241V240H77ZM110 241V240H109ZM173 241V240H172ZM176 241V240H175ZM215 241V240H214ZM224 241V240H223ZM253 241V240H251ZM15 242V241H14ZM47 242V243H46ZM57 242V241H56ZM67 242V241H66ZM69 242V241H68ZM73 243V241H71ZM70 242V243H71ZM76 242V241H75ZM113 242V241H112ZM116 242V241H115ZM169 242V241H168ZM200 242V241H199ZM198 242V243H199ZM204 242V241H203ZM202 242V243H203ZM210 242V241H209ZM208 242V243H209ZM227 242V241H226ZM230 242V241H229ZM246 242V240H245ZM248 242V241H247ZM254 242V241H253ZM252 242V243H253ZM256 242V241H255ZM260 242V241H258ZM257 242V243H258ZM12 243V242H11ZM90 243V242H89ZM117 243V242H116ZM173 243V242H172ZM201 243V242H200ZM217 243V242H216ZM221 243V242H220ZM238 243V242H237ZM244 243V242H243ZM263 243V242H262ZM32 244V243H31ZM111 244V243H110ZM175 244V243H174ZM173 244V245H174ZM204 244V243H203ZM212 244V243H211ZM219 244V242L217 243ZM216 244V246H217ZM254 244V243H253ZM264 244V243H263ZM118 245V244H117ZM206 245V244H204ZM222 245V244H221ZM226 245V244H225ZM244 245V244H243ZM256 245V244H255ZM254 245V246H255ZM65 246V245H62ZM61 246V247H62ZM91 246V245H90ZM107 246V244H106ZM167 246V245H166ZM219 246V245H218ZM224 246V245H223ZM262 246V245H261ZM31 247V246H30ZM59 247V246H58ZM76 247V246H75ZM112 247V244H111ZM110 247V248H111ZM173 247V246H172ZM176 247V246H175ZM207 247V246H206ZM221 247V246H220ZM220 247L218 249H220ZM238 247V246H236ZM258 247V246H257ZM256 247V250H257ZM57 249V247H55ZM60 248V247H59ZM73 248V247H72ZM174 248V247H173ZM177 248V247H176ZM208 248V247H207ZM211 248V247H210ZM224 248V247H223ZM235 248V247H234ZM233 248V249H234ZM245 248V247H244ZM250 248V247H249ZM13 249V248H12ZM24 249V248H23ZM65 249V248H64ZM77 249V247H76ZM99 249V247H98ZM97 249V250H98ZM199 249V248H198ZM242 249V248H241ZM246 249V248H245ZM259 249V248H258ZM11 250V249H10ZM31 250V249H30ZM34 250V249H33ZM39 250V249H37ZM36 250V251H37ZM79 250V249H78ZM100 250V249H99ZM98 250V251H99ZM115 250V249H112ZM117 250V249H116ZM203 252L205 251L204 248H202ZM223 250V249H222ZM225 250V249H224ZM227 250V249H226ZM263 250V249H262ZM13 250H11L12 252ZM18 251V250H17ZM42 251V249H41ZM47 251V252H45ZM76 251V250H75ZM97 251V252H98ZM234 251V250H233ZM236 251V250H235ZM253 251V250H252ZM251 251V252H252ZM16 252V251H15ZM23 252V251H21ZM33 252V251H32ZM31 252V253H32ZM63 252V251H62ZM101 252V251H100ZM207 252V251H206ZM205 252V253H206ZM230 252V251H229ZM237 252V251H236ZM235 252V253H236ZM248 252V251H247ZM13 253V252H12ZM35 253V252H34ZM60 253V252H59ZM80 253V252H79ZM114 253V251H113ZM112 253V254H113ZM201 253V252H200ZM210 253V252H209ZM256 253V252H255ZM10 254V253H9ZM14 254V253H13ZM30 254V253H29ZM33 254V253H32ZM31 254V255H32ZM41 254V253H40ZM70 254V253H69ZM73 254V252H72ZM71 254V255H72ZM78 254V253H77ZM115 254V253H114ZM113 254V255H114ZM178 254V253H177ZM213 254V253H212ZM216 254V253H215ZM222 254V253H221ZM230 254V253H229ZM237 254V253H236ZM235 254V255H236ZM239 254V253H238ZM247 254V253H245ZM250 254V253H249ZM261 254V253H260ZM259 254V255H260ZM263 254V253H262ZM16 255V254H15ZM15 255H13L15 257ZM23 255V253L21 254ZM37 255V254H36ZM74 255V254H73ZM101 255V254H100ZM111 255V254H110ZM112 255V256H113ZM117 255V254H116ZM203 255V254H202ZM217 255V254H216ZM20 256V254H19ZM42 256V255H41ZM60 256V255H59ZM66 256V255H65ZM78 256V255H77ZM81 256V257H82ZM118 256V255H117ZM208 256V255H207ZM206 256V257H207ZM222 256V255H221ZM220 256V257H221ZM229 256V255H228ZM255 256V255H254ZM63 257V256H62ZM70 257V256H69ZM179 257V256H178ZM216 257V256H215ZM235 257V256H234ZM261 257V256H259ZM20 258V257H19ZM39 258V257H38ZM72 258V257H71ZM70 258V259H71ZM80 258V257H79ZM212 258V256H211ZM239 258V257H238ZM243 258V257H241ZM9 259V258H8ZM10 259H13L12 257ZM42 259V258H41ZM110 259V258H108ZM115 259V258H114ZM113 259V260H114ZM204 259V258H203ZM207 259V258H206ZM210 259V258H209ZM228 259V258H227ZM240 259V258H239ZM247 260V258H245ZM252 259V258H250ZM256 259V258H255ZM18 260V259H15ZM13 260V261H15ZM21 260V259H20ZM23 260V258H22ZM74 260V259H73ZM77 260V259H76ZM80 260V259H79ZM111 260V259H110ZM116 260V259H115ZM118 260V259H117ZM202 260V259H201ZM208 260V259H207ZM254 260V259H253ZM8 261V262H6ZM60 261V260H59ZM119 261V260H118ZM220 261V260H219ZM232 261V260H231ZM234 261V260H233ZM258 261V260H256ZM261 261V259H260ZM263 261V259H262ZM17 262V261H16ZM15 262V264H16ZM79 262V261H78ZM113 262V261H112ZM209 262V261H208ZM239 262V261H238ZM241 262V259H240ZM245 262V261H244ZM250 262V260H249ZM255 262V260H254ZM11 263V262H10ZM117 263V262H116ZM205 263V262H204ZM235 263V262H234ZM233 263V264H234ZM261 263V262H260ZM13 264V263H12ZM20 264V262L18 263ZM182 264V263H181ZM210 264V263H209ZM216 264V263H215ZM238 264V263H237ZM241 264V263H240ZM244 264V263H243ZM251 264V263H250Z\"/></svg>",
  "mask_w": 264,
  "mask_h": 264
}]
</instances>
